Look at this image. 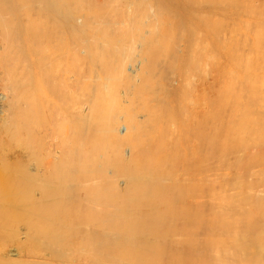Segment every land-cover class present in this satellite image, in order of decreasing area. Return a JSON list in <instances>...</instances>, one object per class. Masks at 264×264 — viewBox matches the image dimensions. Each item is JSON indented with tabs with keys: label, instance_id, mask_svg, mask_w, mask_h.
Here are the masks:
<instances>
[{
	"label": "bare ground",
	"instance_id": "bare-ground-1",
	"mask_svg": "<svg viewBox=\"0 0 264 264\" xmlns=\"http://www.w3.org/2000/svg\"><path fill=\"white\" fill-rule=\"evenodd\" d=\"M215 0H0V108H1V101H2V103H4V106H2L3 108L1 109V112H0V205H2V206H4V209L6 210V206H9L10 207V209H11V211L9 210V208H7L8 210H9V212H6L7 214L9 213L10 214V212H14V213H12V214H18V216H20L19 218H18V216H17V214L16 215H13V221H14V219L16 220V221H19L21 218H22V220L21 221H23V223L25 224V226L27 227L26 229L27 230H29L30 231V229L32 228V230H33V227H34V229H36V231L37 232H39V233H36L35 234V232L36 231H34V232H31V234L29 233V231H27V230H25L26 231V233L28 232V234L29 235H27V234H25V233H23V234H25L24 236H25V239H27V241H28V239H30L34 234V237L35 236H38V238L36 239V238H31L32 240L31 241H35V240H40L41 241V243L39 242V241H35V242H38L37 243V246L39 247L40 245H42V247H43V249H46L47 247V249H48V251L47 252H45L46 250H44L43 252H39L38 251V248H37V246H33V245H26L27 246V252H25V254H27L28 255V257L29 256H31V257H35V259H23L22 258V260L19 258V259H17L16 257V259L14 258V259H12L10 256L12 255V253L10 254V255H8V254H6L7 255V257H8V259H10V260H6V261H8V263L10 262L11 264H130V256H129V253H131V255H133L134 253V255H135V257L134 258H136V253L138 254L139 253V250L137 251L136 249H138L139 247L140 248H142V246L140 245L139 247L138 246H136L137 244H139L138 242H139V239L138 238H141V236H143V237H145V238H143V239H145V240H147V238H149V240H147L146 241V243L148 244H146V243H143V240L142 241H140V244H142V245H144V248H142V249H144V250H142L141 249V251H143V252H145V250H146V252L144 253L145 255H143V254H141V253H139L140 255H143L144 257L146 256V254H147V252H149L150 253V256H152L151 255V253L153 254V252H151V250H150V246L151 245H149L150 244V242L153 240V235H152V239H150V237L151 236H149L151 233H152V230H150V232H149V228L151 229V228H153V226H147L146 224H144V223H146V221L148 220L147 218L149 217V216H151L152 214L154 215V213L155 212H159V211H155L156 209H158V210H160V208L162 207L161 205H163V201H161V200H158V198L160 199L162 196H163V194L161 193V194H159L160 193V191L161 192H164V191H162V190H160V188H159V190H158V192H157V194L160 196V195H162L161 197H159V196H157V200L156 199H154V198H156V194H155V196H154V193H152L151 191L153 190L151 187H152V184H153V182H155L154 180V178H156V180H157V177H152V175L154 174H156V173H153L154 172V167L156 166V164L157 165H159L160 163H159V161L161 162V160L159 159L160 158V155H159V157H158V162L155 164L154 162H150V165L152 164V171L153 172H151V167L148 169L147 168V170H146V167L148 166L147 164H146V166H145V168L144 167H142L140 164H137V161L138 160H140V159H143L144 161H145V159H144V157H146V155H148V154H146L145 152H143V151H140L139 149V151L137 150V152H138V156H140L139 155V153L141 154H144L143 156H142V158L140 157H136V156H132L133 155V152H134V149H133V152H132V150H130L131 152H132V154L130 155V156H132V157H130V158H128V156H127V158L126 157H124L125 155H128V153L126 154V153H124V156H123V153L122 152H125V151H122V150H124V149H126V148H124V149H122L121 150V147L123 148V146H122V142L121 141H123L124 142V140H122V137L121 136H119V133L117 134V132H120V135H122L123 137H125V139L128 141V142H126V143H128V146H129V144L130 143H132V139H134V137L133 136H137L135 139H139L140 137H138L139 135H137L139 132L142 134V135H144V131L142 132V131H140V129L141 128H143V129H145V128H147V129H150V128H148V127H146V125H149L148 123L149 122H153V123H151V126H153L154 127V121L155 120H157L156 118V116H157V114L158 113H153L152 111V115H151V113H149L150 112V107H152L153 105H161V103H158L157 104V99H156V101H154V97H153V95H152V91H154V93L156 92L155 90H157V88H156V86L155 85H153L152 86V84H153V82H152V84H151V81L149 82V77H148V71L151 73V66H152V63H151V58L154 56H156V55H158V54H156L157 53V51H158V48L160 47H162L163 49L164 48H166V46H168L167 48H170V46H172L171 45V43H173V41H176L175 39H177V41L179 40L180 42L182 41V45L180 46V48H179V50H177V49H175V48H177L176 46H178V45H173L174 46V48H173V50H175L176 51V53L178 54H175L174 52L175 51H172L173 52V54H175L176 56H177V58L175 59L174 57H171V58H174L175 60H177V59H180V57H179V54H184V55H186V56H191V58H193L192 56H194L195 54V58H194V60L195 61H193L194 63L195 62H197L196 60H197V58H198V53H199V49H201V48H198V46L199 47H201V46H203L202 47V49H204V52H205V49L207 48V50H206V53L207 52H211V54H212V52L214 53V50H211V51H209V46H212L211 44L212 43H210L211 42V39H212V36L215 34V35H218V34H220V36H222V40L224 41L225 40V43L226 44H229V43H227L228 41V39L229 38H227V36L225 37L224 35H228L229 33H231L232 31H235V30H231V32H230V28L229 27H231V26H229V27H227V29L229 30V32H228V30L227 29H225L226 30V32H228V33H226V34H224V27L226 28V25L225 24H223V28H222V22H224V20H221V19H219V20H216V21H219L220 22V25H221V27L219 26V23H217L215 20H213L212 18H213V16H212V14H213V12H214V8H213V3L215 4V2H214ZM217 1V0H216ZM219 2H222V1H224V0H218ZM237 0H235V2H234V4H237L239 1L241 2V0H239V1H237ZM245 1V0H244ZM256 1H259V3L261 4L262 3V6L264 7V0H256ZM226 2H227V0H226ZM225 1H224V3H226ZM232 2V4L230 3V5H232V7H234L235 5L233 4V1H231ZM240 2L238 3L239 4V6L242 4V2H241V4H240ZM42 3V4H41ZM228 3H229V1H228ZM227 3V4H228ZM247 2H243V4H246ZM223 4V3H222ZM227 4H224L225 6L227 5ZM247 4H249V3H247ZM219 5H221V4H219ZM218 5V6H219ZM229 5V4H228ZM227 5V6H228ZM250 5V4H249ZM249 5H248V7H249ZM222 6V5H221ZM238 7V6H237ZM236 7V8H237ZM241 7L244 9V8H246V6L245 7H243V5H241ZM242 8H239V10H241ZM251 8V7H250ZM250 8H246L247 9V11L246 10H244L245 11V13L248 15L249 13H250V15H252L251 13H252V8L250 9ZM216 9V11L218 10L219 11V9L221 10V8H215ZM248 9H249V13H248ZM229 10V9H228ZM252 10V11H251ZM257 10V9H256ZM223 12H224V10H222ZM222 11L220 12V13H222ZM233 11V10H232ZM251 11V12H250ZM225 12H227V11H225ZM225 12L223 13V14H225ZM234 13H236L235 11H233ZM260 12V11H259ZM229 13V12H228ZM230 15V14H229ZM231 15H233V14H231ZM230 15V16H231ZM249 15V16H250ZM254 15V14H253ZM252 15V16H253ZM257 15H258V13H257ZM257 15H255V16H257ZM218 16V15H217ZM226 16V15H225ZM233 16H236V15H233ZM238 16V15H237ZM255 16H254V18H255ZM215 17H216V15H215ZM221 16H219V18H220ZM224 17V16H223ZM258 18H256V20L259 22H257V23H255V21H254V23L252 22V24H255L254 26L250 23V21L248 20V19H243L244 21H245V23L246 22H248L249 24H251V26H253L254 28V32H252V35H251V40L250 41H247V40H249L250 38V36H248V39H245V36H244V39L243 38H241V37H237V35L239 34V33H241L242 31L241 30H243V28H244V26L245 27H247L246 29L244 28V30H249V28L248 27H251L250 25H248L247 23H246V25H245V23H244V21L241 23V25H243L242 26V29L240 30L239 29V26L238 25H236V24H234L235 22H233V24L234 25H232L233 27L235 26L236 28H237V26H238V30L237 31H235V34L236 33H238L237 35H236V38H231L232 37V35L234 34H232V35H228V37L229 36H231L230 37V39H233V40H230V41H233V42H231V44L230 45H228V46H230V49H231V51L232 52H230V51H228V54L231 56L232 54H238L240 51L242 52L243 50L245 51V49H247V47H248V50H249V45H252V47H253V49H252V53H254V55L256 54V56H257V59H260V61L259 60H256L257 62H254V65L257 67V66H259V69L261 70V69H263L264 68V10L259 14V16H257ZM217 18V17H216ZM222 18V17H221ZM228 18V17H227ZM233 18V17H232ZM232 18L230 19L231 21H232ZM240 16L238 17V19L240 20ZM215 19V18H214ZM236 19H234V21H235ZM229 21V20H228ZM214 22L215 23H217V26H214ZM225 22L226 23H229V22H227V20L225 19ZM240 23V22H239ZM232 24V23H231ZM258 25V27H256L257 29H255V26H257ZM260 24L262 25L261 27H259L260 26ZM228 26V25H227ZM232 27V28H233ZM234 27V28H235ZM240 28H241V26H240ZM260 28V29H259ZM223 29V30H222ZM252 29V28H251ZM222 30V31H221ZM247 30V31H248ZM258 30V32L256 33V31ZM243 32V35H244V33H249V32ZM252 31V30H251ZM223 33V34H222ZM254 33H256L255 35H254V41L252 40V36H253V34ZM222 34V35H221ZM235 34H234V36L233 37H235ZM251 34V33H250ZM247 35H249V34H247ZM214 37H216V36H214ZM214 37H213V39H214ZM247 37V36H246ZM178 38H180V39H178ZM217 38V37H216ZM224 38V39H223ZM225 38H227V40L225 39ZM136 41V40H141L145 45H144V47L146 48H144L145 50L144 51H142L143 53H141V54H143L142 56L144 57H142V59H138L137 57L139 56V55H137V57L135 56V58H136V60H139L138 61V64L136 63V64H134V63H132L133 61H130L131 63L130 64H126V66H124V71L122 70L121 72H124L125 73V71H127V75H128V73L130 74V71L131 72H134L135 73V75L137 74V76L140 74L141 75V80L144 82V86H146L145 84H148V82H149V89L150 90H152L153 88L155 89H153L151 92L148 90V92H150V95H152V100H153V102L152 101H149L150 99H151V97L149 96V97H146V93H147V91H145V92H143V91H140V92H137L136 94L137 95H142L141 94V92L142 93H144L145 94V96H144V94L142 95L143 97H139V98H135V99H141L142 98V102L143 103H140V101L138 100L137 102L138 103H140L141 105H143V107H144V110L143 109H137V111H139V113H141V110H143V113H141V121L139 120V119H137V117H134V115H132V112L133 113H135V111H132V110H134V108L133 109H131L132 107H130V114L128 113V115L126 114V112L125 111H123V109L121 110V111H123V113H121L122 115L123 114H126L127 116H126V118H125V122H126V125H125V123H122V124H120V126H121V128H119L120 126L118 125V126H116L117 124H119V123H121V122H119L118 121V119L116 120L114 117V115H117L116 117L118 118V111L114 114V113H112V115L113 116H111L112 118L110 119L111 121H112V123H110L109 125H110V128H106V129H111L108 133H109V135L112 133L111 131H115L116 133H114L113 132V134L115 135L116 134V136H113V138L114 137H116L117 138V140H116V142H114V144H112L111 143V145H113V146H111L110 144H109V142L111 141V135L109 136L110 137V140H109V137H107L108 138V140H109V142H106L107 144H109L110 145V150L109 151H107L108 149H107V147H105V150H104V148L102 149V152H101V147L99 148V151H100V153H99V155L101 154V153H104V151H106L105 153L107 154V160L108 161H106V159H105V156L104 155H102L104 158H103V162H104V160L106 161V163L107 162H109V164L110 165H114L116 168H117V174H119V172H120V176H122L123 178H124V180H126L125 182L127 183H125L126 185H127V187L126 186H124L125 184L123 183V187L124 188H126V190H128V192H129V190L131 189V188H133V187H141L142 186V188L143 189H145V191L144 190H142V188H141V191H143V193L141 194V196L143 197L144 196V198H145V201H144V203L146 204V205H143L144 203L142 202V204L139 202L140 200H144V198H140V200H138L139 199V197H136V198H138L136 201L137 202H132L131 204H133V205H131L130 206V202L131 201H133L132 200V198L130 199V197L129 196H127V193L125 194V192H124V188L122 189V191L121 192H124V194L123 193H121V196H120V194H118V196H117V192H118V190H117V188H118V186H119V188H120V185H118L119 184V182H118V184H117V181H114V180H112L113 179V177L112 178H109L110 177V175H111V172H108L109 174H103V176H106L105 178L104 177H102L101 179H103L102 181H101V183H105L106 184V179H107V183L109 184V183H111V184H114L115 182V184L116 185H118V186H111V184H110V188H104L106 191L104 192V190L103 189H101V186L99 187H97V185H95L94 187H92V188H90V187H87V186H91L92 185V181H90L91 182V184L90 183H87L86 182V184H87V186L85 187V190L87 189V190H89V191H87V193L88 192H90L91 194H92V196L91 197H93L94 198V203L93 202H90L91 203V205L90 204H88V205H90V208H85V207H82V205H83V200H85V201H87L86 199H85V195H90V193L89 194H85L84 192H86V191H84V189H83V183H82V185L80 184V182L79 181H81L80 179H82V176L81 175H79V178H78V170H82V166H84V165H86L87 163H84V165L82 164L83 162H82V155H84L85 154V157L88 159V160H86V158H84L85 159V162L86 161H89V163H92L90 160H89V158H92L91 156H89L88 154L89 153H87L88 151H90V153L92 152V150L90 149V147L91 146H93L94 144L93 143H91V144H93V145H90L89 146V148H88V146H87V149L86 150H84V152L85 153H81L82 151V148H84L85 149V145L88 143H86L84 146H83V144L85 143V139H87L86 141H88V138H90V136H88V131L87 130H89V128L87 129V130H85L84 131V126L86 125V124H84L83 125V123H85L84 122V119H85V116H86V114H85V112H84V110L82 109L83 107H79V106H75L76 104H77V102H79V103H81L80 101H78V100H81L80 99V97H81V95H80V97H79V99L77 100V102H75L74 100H75V96L73 95L74 93H76V97H77V94H79L82 90H83V88H85L86 86H84V84H83V80H82V77H85V76H83L84 75V73L87 75L88 74V76H90V77H95L96 76V78H94V79H97V77H100L101 76V78L105 75L106 76V79H107V75L106 74H104V75H101L100 73H102V71H99L100 70V66H102L103 64H101L100 62V59H102V61H103V58H101V57H109V56H115V57H117L118 55L119 56H122V54L121 53H123V45H126V44H128L127 42H131V41ZM215 40V39H214ZM218 40V39H217ZM221 40V41H222ZM176 41V42H177ZM219 41H220V39H219ZM218 41V42H219ZM220 41V42H221ZM251 41L253 42V43H251ZM142 42H139V44H141L140 45V47H142L143 45H142ZM180 42H179V44H180ZM219 42V44H221ZM251 44H250V43ZM135 43H137L138 44V41L137 42H135ZM133 44V43H130V44H128V45H136V44ZM178 43V42H177ZM177 43H175V44H177ZM225 43H224V45H225ZM204 44H206L207 46H205ZM51 46L50 47V49L48 48V46ZM162 45V46H161ZM44 46L46 47V48H44ZM52 46H54V48H56V50H57V53H55V55L56 54H59V57H61V56H65V62H66V66L64 67V68H68L69 66H67V62L69 63L70 61H73V63H74V65L73 64H70V65H72L71 67L74 69V72H73V74H71V68L69 67V70L71 71L70 72V76H68V74H67V76H68V81L66 82V79H67V77H66V79H65V75H66V71L63 69V73H65V74H63L62 76H60L61 74L60 73H62V72H60V73H58V74H60V75H58L57 73V76H59V79H60V81H61V84H60V90H61V92L63 91V87H61V85H63L64 84V82H63V80L65 79V82L67 83V86H66V84H64V87H65V89H64V91L67 93H65L64 95H66V99L65 100H67L68 99V102L69 101H71L70 100V98L73 100V98H74V102L72 101L71 102V104H69L68 103V106H70V105H72L73 103L75 104L74 106L72 105L71 107H67L66 109L67 110H69V108L72 110V112H70L71 113V115H70V113L66 110V109H64L63 107H65L66 105H63L62 106V104L64 103V99H62L61 97V95H63V93H60V92H57L56 94L57 95H60V96H58V98L57 99H59L60 98V101H62V104H61V106L59 105V104H57L56 103V106L58 107L59 106V108L61 107L62 109H63V111H59V108H58V111L60 112L59 113V115H60V117L59 118H57V116H56V119L58 120L59 119V121H60V123H58L59 124V126H60V128H62V131H61V129L60 128H54V129H56V130H58V131H60V133L58 132V131H56V133L58 132L59 133V135H57V137L56 136H54V138L56 139V143H57V148L59 149V154L57 155V152L58 151H56V149H54L53 150V154L55 155L54 156V158L55 157H58V159H54V158H52L51 160H49L48 162L50 163V162H52V164L51 165H49L48 163H46V157L48 158L49 156H46L45 158H44V162H42V160H41V162L39 163V162H37V161H35L37 164H36V169L37 170H44L42 173H47V170H48V167H47V165H49V166H53V171L52 170H50L51 172H54L53 173V176L49 179V177H48V181L46 180L45 181V179H44V182H46V184L44 185V187L46 186V189H45V193H43V191H44V187H43V191H42V178H41V181H40V179H39V177H36V175H33V173H30L27 169H26V167L25 168H20L21 169V171H22V173H19V172H17L18 170H19V168L17 169V170H15V166L14 165H16L18 162V166L19 167H21V166H23V164L24 163H20V161L22 160V159H20L19 160V156L20 155H22V156H24V158H25V155L27 154V152H28V154L27 155H29L28 156V158L29 159H27V158H25L24 160H27V162H29L30 160V162H32L33 160L32 159H30L31 158V155L30 154H32V150H31V148H33L34 147V151H33V155H32V157L34 156V155H38L37 154V152L35 153V151H36V148L38 147V146H40L41 144H39L38 142V146L37 147H35L34 146V144H35V142L33 143V141L35 140V137L33 138L34 140L32 141V139H31V141H29L30 139H28V138H30L29 136H31V134L33 135L34 134V132L32 133V131H33V129H37L38 127H39V124L41 123H39V120L38 119H40V118H43V117H48V116H46L47 114H45V113H43V110H44V108H41V107H45V105L47 106V104H48V102H49V100H52V99H55V97L54 98H52V97H50V98H52V99H49L48 100V98L46 97V95H45V97L47 98V99H45L47 102H45V100H42L43 102H45V105L44 106H41L42 104H44V103H42L40 106H36V104H38L39 105V103L38 102H40V101H36L35 102V99H37L38 97V95H39V97L41 96V94L43 95V93H42V91L43 92H46L47 90H48V88L49 89H51L50 87H48L49 85H42V82L45 84H47V80L49 79V77H48V79H47V76H48V72L50 73L49 75H51V72H50V70H49V68L47 67V66H51L50 65V63L48 62L47 64H46V62L48 61L47 59H50L51 57H53L54 56V54L53 55H51V56H49V58H45L46 60H44V56H46L48 53L50 54V52H49V50H51V48H52ZM127 46V45H126ZM138 46V45H137ZM155 46H159L158 48H157V50L154 52V47ZM165 46V47H164ZM172 46V47H173ZM222 46V45H221ZM226 46V45H225ZM225 46H222V47H225ZM228 46H226V47H228ZM134 47V46H133ZM139 47V46H138ZM139 47V48H140ZM251 47V46H250ZM43 48V49H42ZM47 48H48V53L47 54H45L46 52H45V50L44 49H46L47 50ZM54 48H52V50L53 51H55L54 50ZM129 48L130 47H128L127 49H125V51L126 50H129ZM137 48V47H136ZM138 48V49H139ZM159 48V49H160ZM161 48V50L158 52L159 54H165L166 55V53H168L169 52V50L167 51V50H163ZM212 48H214V46H212ZM212 48H210V49H212ZM229 48V47H228ZM228 48H227V50H228ZM234 48H236V49H234ZM60 49V50H59ZM131 50H132V48H130ZM141 49V48H140ZM171 49V48H170ZM196 49V50H195ZM229 49V50H230ZM43 50V51H42ZM137 50V49H136ZM172 50V49H171ZM247 50V51H248ZM53 51H52V53H53ZM86 51V52H85ZM139 52H140V50H138ZM198 51V52H197ZM202 50H200V53H202L201 52ZM225 52H226V50H224ZM235 51H237V52H235ZM254 51V52H253ZM87 52L89 53V54H91V56L92 55H94V56H97V57H99V56H101V57H99V62H96V60H92L91 58L89 59V58H87V60L89 59V61L90 60H92V61H90L89 62V65L87 64L88 62L85 60V59H83V55L86 53L87 54ZM195 52H197V53H195ZM203 52V53H204ZM224 52V53H225ZM230 52V53H229ZM241 52H240V54L239 55H237L236 57H237V60H236V62L237 61H239L240 60V58L242 57V56H246L247 55V57H248V54L247 53H251V52H242V54L244 53V54H246V55H242L241 54ZM51 53V54H52ZM126 52H124L123 54V59H125L124 57H125V55H126V57H127V55L128 54H125ZM223 53V54H224ZM232 53V54H231ZM89 54H87V55H89ZM121 54V55H120ZM140 54V53H139ZM168 54H171V51H170V53H168ZM227 54V55H228ZM164 55V56H165ZM200 55L201 54H199V57H200ZM204 55V54H203ZM227 55H226V57H227ZM228 55V57L229 58H231L230 56ZM235 55L233 56L232 55V59H234L235 58ZM242 55V56H241ZM252 55V54H251ZM254 55H252V56H254ZM41 56H43V57H41ZM118 56V57H119ZM133 56V57H134ZM152 56V57H151ZM159 56H161V55H159ZM186 56H185V59H186ZM238 56H240V58H238ZM250 56V55H249ZM58 57V58H59ZM85 57H90V56H86L85 55ZM115 57H113V59H112V61L111 60H108V62L109 61H111L110 63H105L104 64V66H103V70L105 71V72H108V75H109V73L111 74V72L113 73V71H118V72H116V73H118L119 74V70H117L118 69V61L119 60H117V64H114L113 63V61L114 60H116L117 58H115ZM153 57V58H154ZM158 57V56H157ZM179 57V58H178ZM197 57V58H196ZM227 57V58H228ZM234 57V58H233ZM55 58V57H54ZM51 59V61H53L52 62V64H54V62H55V59ZM56 58H57V55H56ZM63 57H61L60 59H62ZM110 58V57H109ZM128 58V57H127ZM126 58V59H127ZM135 58H133L134 59V61H136L135 60ZM152 58V59H153ZM161 57H159L158 58V60L160 59ZM171 58H167V59H170V60H172L171 62H173V59H171ZM188 58H190V57H188ZM190 58V60H192ZM228 58V59H229ZM254 58H255V56H254ZM253 58V59H254ZM96 59V58H95ZM106 59V58H105ZM105 59H104V61H105ZM121 59V58H120ZM126 59H125V61H126ZM155 59H156V57H155ZM162 59H165V58H162ZM161 59V60H162ZM183 59V58H182ZM181 59V61L183 62V64H184V60H182ZM211 59V58H210ZM239 59V60H238ZM242 59H246V58H242ZM253 59H248V63H249V60H251V63L253 62L252 60ZM256 59V58H255ZM83 60H85V64L83 63ZM98 60V59H97ZM106 60V61H107ZM127 60H129V59H127ZM130 60H131V58H130ZM158 61L159 63H161V65H164L163 63L164 62H166L165 60H164V62L163 61ZM170 60H169V62H170ZM235 60H232L233 61V64H234V62H235ZM42 61H46L45 62V65L42 63ZM50 61V60H49ZM57 61H62V60H58L57 59ZM57 61H56V65H58V66H60V64H61V62H58V64H57ZM121 61V60H120ZM153 61H154V59H153ZM179 60H177V62H178ZM198 61H200L199 59H198ZM211 61V60H210ZM230 61V60H229ZM231 61V62H232ZM245 61V63L243 64V65H245V66H247L248 67V65H246V61L247 60H244ZM157 62V63H158ZM163 62V63H162ZM168 62V61H167ZM174 62H176V61H174ZM173 62V64L174 65H177V63H174ZM201 62V61H200ZM236 62H235V64H236ZM240 62H242L243 63V61H240ZM63 64H64V58H63V62H62ZM70 63H72V62H70ZM82 63H83V66L85 67V65L87 66L88 65V67H85V69H87L86 71L87 72H85V69H84V67L82 66ZM98 63H100L101 65L99 66L98 65ZM103 63V62H102ZM158 63V64H159ZM191 63H192V61H191ZM247 63V64H248ZM54 64V65H55ZM121 64H125V63H121ZM155 65H156V63H154ZM170 64V63H169ZM169 64L167 63V66H169ZM173 64H171L172 66H174ZM234 64V65H235ZM253 64V63H252ZM47 65V66H46ZM166 65V64H165ZM179 65V64H178ZM181 65V64H180ZM186 65V64H185ZM228 65V67H229V63L227 64ZM236 65H238L239 66V68L238 69H240L241 68V64H239V63H237ZM235 65V66H236ZM253 65V66H254ZM58 66H54V67H56V68H54V72H57L56 71V69H58V71H61V70H59V68H58ZM74 66H75V68H74ZM166 66V67H167ZM188 66V65H187ZM186 66V67H187ZM197 66V65H196ZM237 66V67H238ZM243 67V70H241V72L243 71L244 72V70L246 71V67ZM251 66V65H250ZM252 66V68L254 69V67ZM156 67H158V66H156ZM155 67V68H156ZM165 67V68H166ZM177 67V66H176ZM176 67H173V68H176ZM191 67V66H190ZM255 67V69L258 71L259 69L258 68H256ZM262 67V68H261ZM51 68H53V66L51 67ZM62 68V66L60 67V69ZM149 68H150V70H149ZM153 68H154V66H153ZM155 68H154V70H155ZM159 68V67H158ZM161 68H162V66H161ZM169 68V67H168ZM170 68H172V67H170ZM172 68V70H170V71H173V70H175V69H173ZM180 68H182V66L180 67ZM179 68V69H180ZM188 68V67H187ZM196 68V67H195ZM245 68V69H244ZM251 67H248V69H250ZM164 69V68H163ZM178 69V68H177ZM189 69V68H188ZM232 69V70H231ZM242 69V68H241ZM247 69V70H248ZM69 70L67 69V71H68V73H69ZM196 70H197V68H196ZM227 70H230V71H228L229 73H233L234 74V71H233V68H228ZM251 70V69H250ZM47 73H46V72ZM52 72H53V69L51 70ZM157 71H161V70H157ZM167 71V70H166ZM198 71H199V69H198ZM253 71V70H252ZM44 73V75H46V77H45V79L44 78H41L43 81H41L40 80V74L39 73H41L42 74V76H43V73ZM104 72V73H105ZM153 72V71H152ZM178 72H180V70H178ZM240 72V73H241ZM248 72V71H247ZM115 73V74H116ZM153 73H156L155 71L153 72ZM152 73V74H153ZM161 73V72H160ZM169 73V72H168ZM174 73V72H173ZM181 73V72H180ZM194 73V72H193ZM259 73H261V72H259ZM258 72L256 73V74H254V76L255 75H257V74H259ZM114 74V73H113ZM114 74V75H115ZM120 74H122V73H120ZM126 74V73H125ZM244 75L243 76H245V73H243ZM250 74V73H249ZM114 75H111V76H114ZM117 75V74H116ZM115 75V76H116ZM135 75H133V78H135ZM161 75H162V73H161ZM161 75H160V77H161ZM163 75H164V73H163ZM238 75V74H237ZM240 75V74H239ZM248 75V74H247ZM260 75V74H259ZM57 76H55V77H57ZM88 76H87V78H88ZM115 76H114V78H115ZM118 76V75H117ZM125 76V75H124ZM123 76V77H124ZM130 76H131V74H130ZM136 76V77H137ZM152 76H156V74L154 75H151V77ZM159 75H157V77H158ZM178 76V75H177ZM181 76V75H180ZM185 76V75H184ZM229 76V75H228ZM250 76V75H249ZM251 76H252V74H251ZM37 77H38V79L40 80L39 82L41 83H39V82H37L36 80H37ZM44 77V76H43ZM50 77H52V76H50ZM64 77V78H63ZM109 77V76H108ZM126 77V76H125ZM127 77H129V76H127ZM163 77V76H162ZM161 77V78H162ZM196 77V76H195ZM234 77H236L237 78V76H236V73L234 74ZM248 77V76H247ZM247 77H246V81H247ZM62 78H63V80H62ZM86 78V79H87ZM109 78H112V77H109ZM108 78V80L110 81V79ZM114 78H112L113 79V81H115L114 80ZM118 78V77H117ZM121 78H122V76H121ZM132 78V76L129 78V80ZM159 78V77H158ZM171 78V77H170ZM178 78V77H177ZM176 78V79H177ZM181 78V77H180ZM179 78V79H180ZM230 78V80H231V78H233V75L232 76H230L229 77ZM239 78V77H238ZM241 78H243V77H241ZM255 79L257 78L256 76L254 77ZM47 79V80H46ZM57 79V78H56ZM105 78H103L102 80H104ZM111 79V80H112ZM116 79V78H115ZM119 79V78H118ZM118 79H116V80H118ZM152 79V78H151ZM153 79H154V77H153ZM166 79V78H165ZM169 79V78H168ZM179 79H177V80H179ZM184 79V78H183ZM234 79V78H233ZM244 79V78H243ZM252 79V81H250ZM255 79H253V78H250V82H252L251 83V85L253 86L254 84H255ZM262 80V81H264V76H263V79H262V76L261 77H259L258 78V80ZM46 80V81H45ZM50 80H54L53 82H55V79H50ZM50 80H48L49 82H50ZM85 80V79H84ZM88 80V79H87ZM99 80V79H98ZM101 80V79H100ZM121 80V79H120ZM120 80H118V81H120ZM127 80V82L129 81L128 79H126ZM133 80V79H132ZM132 80H130V82L132 81ZM160 81V80H158V79H155V84L158 86L159 84L157 83V81ZM162 80V79H161ZM186 80H188V79H186ZM223 80H224V78H223ZM235 80V79H234ZM240 80V79H239ZM35 81L37 82V84H35ZM58 81V80H57ZM56 81V83H58ZM92 81V80H91ZM105 81V80H104ZM122 81H124L123 80V78H122ZM165 81V80H164ZM180 81H181V79H180ZM191 81V80H190ZM225 81V80H224ZM232 82H233V80H231ZM231 81H228V82H230L229 83V85H228V87L227 88H229L230 87V89H226V87H224V89L225 90H228L227 92V94L229 95V93H231L232 94V92L235 90H237L236 91V93H238L239 92V89H240V86H241V88H243L244 90H245V87H246V90H249L251 87H249L250 86V83H249V81H248V85L247 86H245V87H242L243 85H245V82L246 81H242L243 83V85H240L239 83L234 87L232 84H231ZM235 81H238V79H236ZM234 81V82H235ZM241 81V80H240ZM254 81V82H253ZM49 82H48V84H49ZM53 82H51L50 83V86H53L52 85V83ZM88 82V81H87ZM100 82V81H99ZM99 82H96V83H99ZM107 82V81H106ZM117 81H115V85L116 84H122V82L120 81V83L119 82H117ZM137 82V81H136ZM136 82H133V87H135L137 84H138V82H137V84H136ZM139 82H141L140 80H139ZM161 82V81H160ZM183 82V81H182ZM194 82V81H193ZM259 81H257V79H256V83H258ZM40 85H39V84ZM56 83H54L55 85V87L57 88V90H59L58 89V86L59 85H57ZM60 83V82H59ZM58 83V84H59ZM63 83V84H62ZM86 83V82H85ZM95 83V84H96ZM100 83H102V81L100 82ZM108 83V82H107ZM107 83H106V85H107ZM126 83V82H125ZM124 82H123V84H125ZM134 83L136 84V85H134ZM163 83V82H162ZM166 83V82H165ZM237 83V82H236ZM254 83V84H253ZM262 83V82H261ZM91 84V83H90ZM89 84V85H90ZM102 84H104L105 85V83H102ZM102 84H101V87H102ZM128 84H129V82H128ZM140 84V83H139ZM173 84V83H172ZM176 84V83H175ZM182 84V83H181ZM184 84V83H183ZM182 84V85H183ZM234 84V83H233ZM247 84V83H246ZM259 84H260V82H259ZM36 85H38L37 87H36ZM86 85H87V83H86ZM106 85H105V87H106ZM113 85H114V83H113ZM161 85V84H160ZM163 86H164V84H162ZM233 86V89L234 88H236L238 85H240V86H238L239 88H237V89H234V90H232V86ZM257 85V84H256ZM263 85H264V83H263ZM42 86L43 87H45L44 89L46 90H42L41 88H42ZM93 87H94V84L92 85ZM108 86V85H107ZM119 87H118V89L120 88V90H121V87L122 86H120V85H118ZM130 86H131V84H130ZM137 86H140V85H137ZM141 86L144 88V86L142 85V82H141ZM151 86V87H150ZM172 86V85H171ZM188 86V85H187ZM261 86V85H260ZM260 86H258V87H260ZM99 87H100V85H99ZM100 87V88H101ZM104 87V88H105ZM109 87V86H108ZM110 87H112V86H110ZM115 87V86H114ZM124 87V88H123ZM122 87V90H124L125 88H127L128 87V89L129 88H131V87H129V86H123ZM153 87V88H152ZM174 87V86H173ZM189 87V86H188ZM248 87V88H247ZM41 89L42 91H37V92H35V90H38V89ZM61 88H63V89H61ZM89 88H90V86H89ZM146 89H148V86H146L145 87ZM144 88V89H145ZM160 88V91H157L156 93L158 94V96H160L159 94H162V96H163V93L167 90H163L162 89V87L160 86L159 87ZM165 88V87H164ZM183 88H185L184 86H183ZM257 87H255L250 93H252L253 95H256V92H257V94H258V96H259V92H261L260 94H262L263 92L262 91H264V90H259V88L258 89H256ZM35 89V90H34ZM39 89V90H40ZM108 89V88H107ZM116 89V88H115ZM133 88H131L130 90H132ZM140 88H138V90H139ZM175 89H176V87H175ZM242 89V90H243ZM256 89V90H255ZM53 90H55V88L53 89ZM52 90V91H53ZM56 90V91H57ZM85 90H86V88H85ZM88 90V89H87ZM105 90V89H104ZM110 90V89H109ZM121 90V91H122ZM125 90H127V89H125ZM134 91H136L135 89H133ZM143 90V89H142ZM161 90H163L162 92H161ZM179 90V89H178ZM222 90V89H221ZM229 90H231V92H229ZM241 89H240V91H242ZM245 90V91H246ZM84 91V90H83ZM82 91V92H83ZM113 91H114V89H113ZM116 91H117V89H116ZM116 91H114V92H116ZM128 92H129V90H127ZM126 91V92H127ZM176 91H177V89H176ZM222 91H224V90H222ZM250 91V90H249ZM256 91V92H255ZM41 92V94H39ZM47 92H49V94H50V91H47ZM44 93V94H48V93ZM54 92V91H53ZM69 92H72L71 94H72V96H71V94L69 93ZM81 92V93H82ZM85 92V91H84ZM114 92H113V95H111V97L112 96H114V95H118V96H120V94H126V95H130L129 93L131 92H123L122 91V93H120V94H118L119 93V90H118V93L117 94H114ZM159 92V93H158ZM244 92V91H243ZM254 92H255V94H254ZM70 94V96L71 97H68L69 96V94ZM98 93V92H97ZM131 93H133V96L134 95H136L134 92H131ZM167 93V92H166ZM165 93V94H166ZM35 94H38L37 96L35 95ZM48 94V95H49ZM55 94V95H56ZM89 94V93H88ZM88 94H86V95H88ZM177 94H179L178 93V91H177ZM226 94V92H224V95ZM233 94L235 95V93L233 92ZM245 94L247 95V94H249V92L248 93H246L245 92ZM47 95V96H48ZM56 95V96H57ZM90 95H92L91 93H90ZM96 95V93L93 95V96H95ZM109 95V94H108ZM125 95V96H126ZM136 95V96H137ZM149 95V94H148ZM237 95V94H236ZM235 95V96H236ZM244 95V94H243ZM242 95V96H243ZM245 95V96H246ZM251 95V94H250ZM37 98H36V97ZM53 96V95H52ZM74 96V97H73ZM93 96H91L92 97V99H93ZM101 96V95H100ZM124 96V95H123ZM125 96L123 97V99L125 98ZM132 95H131V97H133ZM239 96V98L240 97H242V96H240V95H238ZM262 96V95H261ZM42 97V96H41ZM40 97V98H41ZM44 97V98H45ZM97 97H98V95H97ZM95 98L96 100H91V102L93 101V104H94V101H97L98 99H99V101H100V98H103V97H100V98ZM120 97H122V96H120ZM144 97H145V99H144ZM157 97V96H156ZM155 97V98H156ZM161 97V96H160ZM164 97H166L167 98V95H164ZM218 97V96H217ZM224 97V96H223ZM233 96H231V98H232ZM252 97V96H251ZM260 97V96H259ZM259 97H258V99L257 98H255V97H252L251 98V100H254V99H256L257 101H259ZM63 98H64V96H63ZM85 98V97H84ZM84 98H82V99H84ZM114 98H115V96H114ZM117 98V97H116ZM147 98V99H146ZM148 98H149V100H148ZM229 98H230V95H229ZM230 98V99H231ZM233 98H235V97H233ZM237 96H236V98H235V100H237V99H239ZM243 98H244V96H243ZM243 98H240V99H243ZM247 98L249 99L250 97H248L247 96ZM254 98V99H253ZM42 99V98H41ZM77 99V98H76ZM85 99H87V98H85ZM91 99V98H90ZM118 99H120V98H118ZM123 99H121V102L123 103V101L124 100H127L126 98L123 100ZM133 99V98H132ZM135 99H133V100H135ZM158 99H160L159 97H158ZM165 99V98H164ZM169 100H168V103H171V102H173L174 101V97L172 98V97H170V98H168ZM217 99V98H216ZM219 99V98H218ZM217 99V100H218ZM224 99H226L227 100V97L225 96V98ZM230 99H228V100H230ZM245 99V98H244ZM243 99V100H244ZM263 99H264V97L262 96V98H260V100H262V104L264 105V101H263ZM38 100H39V98H38ZM104 100H105V97H104ZM123 100V101H122ZM129 100H131V98H129ZM163 100V99H162ZM161 100V102H163ZM208 100V99H207ZM228 100H227V102H228ZM256 100H254L255 102H256ZM53 101V100H52ZM52 101H50V102H52ZM58 101V103H59V100H56V102ZM89 102H90V100H88ZM88 101H86V104H85V107L86 106H88L87 105V103H88ZM99 101H98V104H99ZM106 101V100H105ZM116 101V100H115ZM114 101V102H115ZM136 101V100H135ZM135 101H133V103L134 104H136L135 103ZM159 101V100H158ZM214 101V103H215V100H213ZM221 101V100H220ZM246 101L247 102H251V101H249V100H247L246 99ZM254 101H253V103L251 104L252 105V107H253V109H252V107H251V109L249 110V111H251V110H253V112L256 110V108L257 107H255L253 104H255L254 103ZM49 102V103H50ZM67 102V101H66ZM85 102V101H84ZM90 102V103H91ZM101 102V101H100ZM104 102V101H103ZM117 102V101H116ZM116 102L114 103V105H118V104H116ZM120 102V103H121ZM154 103V102H156L155 104H152V103ZM185 102V101H184ZM208 102V101H207ZM211 102H212V100H211ZM219 102V100L217 101V103ZM226 102V101H225ZM233 102H235V101H233ZM240 100H239V103H237V102H235L236 103V105L235 106H237V104H239L240 106H242L243 105V103H242V105L240 104ZM54 102H52V104H53ZM78 103V104H79ZM89 103V106L90 105H93L92 103L90 104ZM128 103H130V101L128 102ZM217 103L215 104L216 106H217ZM229 103V102H228ZM231 103H232V99L230 100V108H231ZM257 104H258V102H256ZM64 104H66V103H64ZM104 104H106V102L104 103ZM110 104V103H109ZM108 104V105H109ZM112 104H113V102H112ZM125 104H127V102H124L123 103V105L125 106ZM131 104H132V102H131ZM131 104H128V105H131ZM140 104H138L139 106H140V108H142L141 107V105ZM151 104H152V106H151ZM163 104H166V99H165V102L163 103ZM183 104V103H182ZM206 104H209V103H206ZM245 104H247V103H245ZM50 105H51V103H50ZM83 105V104H82ZM100 105V107L101 106H106V105H102V104H99ZM113 105V106H114ZM122 105V104H121ZM121 105H119V106H121ZM214 105V106H215ZM220 105H222V102H221V104ZM229 105V104H228ZM234 105V104H233ZM250 104H248V107H250L249 106ZM259 107H260V105H261V103L259 102ZM263 105H262V107H263ZM53 106V105H52ZM55 105H54V109L52 110V111H54L55 112V109L57 110V107H56ZM88 106V107H89ZM112 106V107H113ZM139 106H137L138 108H139ZM159 106H158V108H159ZM161 106H163V105H161ZM165 106V105H164ZM163 106V107H164ZM239 106V107H240ZM36 107H37V109H36ZM47 107H49V108H51L50 106H47ZM46 107V108H47ZM74 107H76L74 110L72 109V108H74ZM88 107H86V109H89ZM91 107V106H90ZM93 110L95 109V107H97L95 104L93 105ZM109 107V106H108ZM107 107V108H108ZM134 107H135V105H134ZM209 107V106H208ZM220 107V106H219ZM228 107V106H227ZM227 107H224L225 108V111H226V108ZM243 107H247L246 105H244ZM243 107H240L239 108V110H241ZM41 108L42 110L41 111H39V113H42V115L43 114H45V116L43 115V117H42V115L41 116H39V118L37 117V113H38V111H36V110H39V109ZM106 107H104V109H105ZM109 108H111V106L109 107ZM117 108H118V106H117ZM116 108V109H117ZM129 108V107H128ZM154 108H156L155 106H154ZM174 108H175V106H174V104L172 103V104H170V106H169V108H167V110L169 111V112H173L174 111ZM218 108V107H217ZM222 108V110L224 109L223 108V106L221 107ZM235 108H237V107H235ZM234 108V106H233V108H231V110L232 109H234V110H236ZM261 108V107H260ZM259 108V109H260ZM264 108V107H263ZM48 109V108H47ZM85 109V108H84ZM91 109V108H90ZM97 109H99V108H97ZM97 109H95V110H97ZM101 109H103L102 107H101ZM101 109H99V110H101ZM114 109H115V106H114ZM124 109L126 110L127 109V106H125L124 107ZM162 109V107L160 108V111H162L161 110ZM187 109V108H186ZM185 109V110H186ZM219 109V108H218ZM229 109V108H228ZM49 110V109H48ZM51 110H49L50 112H51ZM64 110H66L67 111V113L66 112H64ZM70 110V111H71ZM92 110V109H91ZM93 110H92V113H93ZM94 110V111H95ZM107 110V109H106ZM112 110V109H111ZM119 110V109H118ZM151 110H153V109H151ZM155 110H158V109H155ZM164 110H165V112H168L165 108H164ZM163 110V111H164ZM176 110V109H175ZM209 109L207 108V110H206V112H204V113H207L206 115H207V117H209L208 115H210L209 114V111H208ZM215 110H217V109H215ZM221 110V109H220ZM221 110V111H222ZM230 110V109H229ZM229 110H227L226 111V113H230L231 111H229ZM238 110V109H237ZM47 111V110H46ZM45 111V112H46ZM120 111V112H121ZM136 111V112H137ZM193 111V110H192ZM208 111V112H207ZM241 111H245V109L244 110H241ZM249 111H245V113L247 112H249ZM259 111V110H258ZM36 112V114L34 115V113ZM54 112H52L53 113V115H54ZM89 112H91V111H89ZM89 112H87L88 113V115L90 114ZM98 112V111H97ZM104 111H101V113H103ZM112 112V111H111ZM114 112V111H113ZM127 112H129V111H127ZM155 112H159V111H155ZM165 112H163L164 114L163 115H161V116H165L166 117V114L167 113H165ZM220 112V111H219ZM223 112H224V110H223ZM223 112H221V114H223ZM239 111H237L236 113H238ZM252 112V111H251ZM251 112H249V113H251ZM261 112V113H260ZM258 114H259V119H262L261 118V115L260 114H262V117H264V115H263V113H262V111H260ZM263 112H264V110H263ZM38 113V115H40ZM49 113V112H48ZM100 112H98V114H99ZM107 113H108V110H107ZM106 113V114H107ZM138 113V112H137ZM137 113H135V114H137ZM217 114H218V112H216ZM215 113V114H216ZM226 113H224V114H226ZM242 113V112H241ZM240 113V114H241ZM55 114H57V113H55ZM96 114V113H95ZM98 114H96L95 115V117H97V116H99V117H101L100 116V114L98 115ZM153 114H155L156 116H154V117H156L155 118V120H153ZM231 114H235L233 111H232V113ZM243 114V113H242ZM242 114H241V116H242ZM255 114V113H254ZM253 114V115H254ZM52 115V116H53ZM88 115H87V117H88ZM91 115V114H90ZM89 115V116H90ZM93 115V114H92ZM103 115H104V113H103ZM102 115V117L104 118V116ZM108 115V114H107ZM138 115V114H137ZM143 115V116H142ZM174 116L176 115V112H175V114H173ZM219 115H220V113H219ZM236 115H239V114H235V117H236ZM247 116L249 115V114H246ZM34 116L36 117V118H34ZM120 116V119H121V115H119ZM124 117H125V115H123ZM136 116V115H135ZM160 115H159V118L160 119H158L159 121L160 120H162L161 118H163V125H167V124H165L167 121H169V117L170 116H168V117H166L165 119H167V120H165L164 119V117H161ZM203 116H204V114H203ZM228 116H230V117H228ZM233 116V115H232ZM230 114H228L227 115V120L226 119H224V120H226L227 122H228V124H232L233 125V123H232V121H234L233 119H234V116H233V118H231L232 117ZM241 116H239L240 117V119H242L243 118V116H245V114L242 116V118H241ZM54 117H55V115H54ZM143 117V118H142ZM202 117V116H201ZM205 117V116H204ZM207 117H205V118H207ZM210 117H212L211 115H210ZM222 117V115L220 116V118ZM251 117H254V116H252V113H251V115H250V118ZM53 118V117H52ZM51 118V119H52ZM105 118H106V116H105ZM110 117H108V119H109ZM114 118V119H113ZM138 118H139V116H138ZM172 118H174V117H172ZM171 118V121H173L174 122V120ZM225 118V117H224ZM232 120H230V119ZM247 117H244V119L242 120V121H244L245 119H246ZM249 118V117H248ZM247 118V120H249ZM257 118V117H256ZM44 119V118H43ZM43 119H40V121H42ZM47 119H49V120H51L50 119V117H48ZM90 121H91V119L93 120L94 118L92 117V118H88ZM123 119V118H122ZM209 119V118H208ZM212 119V118H211ZM216 119V118H215ZM223 119V118H222ZM236 119V118H235ZM251 119H253V118H251ZM264 119V118H263ZM38 120V121H37ZM45 121H47L46 119H44ZM48 120V121H49ZM105 120V119H104ZM165 120V121H164ZM203 120H205L204 118H203ZM207 120V119H206ZM219 120V119H218ZM224 120H222L223 122H224ZM88 121V120H87ZM96 121V120H95ZM98 121V120H97ZM100 121V120H99ZM98 121V122H99ZM101 121H103V120H101ZM147 121H149L148 123H147ZM158 121V122H159ZM162 121H161V123H160V125L162 126V127H164L163 125H162ZM170 121V122H171ZM188 121V120H187ZM201 121V120H200ZM209 121H210V119H209ZM208 121V122H209ZM213 121H214V119H213ZM213 121H211V122H209V123H213ZM231 121V122H230ZM238 121H239V119H238ZM237 121V123H239ZM252 121V120H251ZM253 121H256V120H253ZM257 121H259V120H257ZM263 121V120H262ZM51 122V121H50ZM53 122V121H52ZM93 122V121H92ZM91 122V123H92ZM157 122V123H158ZM165 122V123H164ZM203 122V124H202V126H204L205 127V123L207 124V122H205V121H202ZM215 122H216V120H215ZM215 122H214V127H216V124H215ZM220 122V121H219ZM230 122V123H229ZM247 122V121H246ZM261 122V121H260ZM264 122V121H263ZM262 122V124H264ZM35 123H38V124H35ZM45 123V122H44ZM56 123V122H55ZM54 122H53V124H55ZM87 123V122H86ZM90 122H89V124L88 125H90L91 124ZM97 123V122H96ZM101 123V122H100ZM104 123H106L105 121H104ZM156 123V124H157ZM159 123H158V125H159ZM169 123V122H168ZM201 123V122H200ZM235 125H236V120H235ZM241 124H244L243 122H240ZM239 123V125H241ZM47 124V122L45 123V124H42V126L43 125H46ZM57 123H56V127H57V125H58ZM124 124V125H123ZM224 124V123H223ZM248 124L250 125L251 124V122L250 123H248L247 122V125L245 124V126L247 127L248 126ZM260 124V123H259ZM258 124V125H259ZM36 125V126H35ZM49 125V124H48ZM51 125V124H50ZM93 125H94V123H93ZM96 125H98L99 126V124H96ZM104 125V124H103ZM105 125H107V124H105ZM108 125V126H109ZM123 125V126H122ZM212 124H210V126H211ZM212 125V126H213ZM219 125V127H220V125L221 126H223L222 125V123H220V124H218ZM238 125V124H237ZM252 125V124H251ZM255 126H256V123L254 124ZM34 126H35V128H34ZM53 126V125H52ZM51 126V127H52ZM141 126V127H140ZM156 126V125H155ZM161 126L160 127H157V128H161ZM170 126V125H169ZM201 126V125H200ZM209 127L210 128V126L207 124L206 125V127ZM212 126H211V129H212V131L210 130V129H208V127H207V130L209 131V133L210 132H213V130H214V132L212 133V136L211 137H213V134H214V138L216 137V135H221V133H222V131L220 130V133H219V131H217L219 134H217V132H216V129H218V128H216V129H214V128H212ZM230 125H228V128L231 130V128L229 127ZM253 126V125H252ZM44 127V126H43ZM46 127H48V128H46L47 129V131L49 130V126H46ZM86 127H87V125H86ZM88 127H90V126H88ZM93 127V126H92ZM94 127H95V125H94ZM100 127V129L101 128H104V126H99ZM168 127V126H167ZM171 127V126H170ZM173 127H175V126H173ZM181 127V126H180ZM204 127H201V128H204ZM205 127V128H206ZM232 127V126H231ZM249 127H251V126H249ZM259 127V126H258ZM260 127H262L261 125H260ZM45 128V127H44ZM96 128H98V127H96ZM95 128V129H96ZM190 128V127H189ZM242 128V129H241ZM244 127L242 126H240V128L238 127V126H236V128L233 130V131H235V130H237L236 132L238 133V132H241L240 134L241 135H243V133H244V131L243 130H245V129H247L248 130V132H249V130H251V128L250 129H248V127L247 128H245V129H243ZM253 128H254V126H253ZM263 128V127H262ZM40 129H41V127H40ZM39 129V130H40ZM60 129V130H59ZM86 129V128H85ZM118 129H120V131L118 130ZM142 129V130H143ZM167 128H166V126H165V128H164V134H165V130H166ZM169 129V128H168ZM220 129V128H219ZM218 129V130H219ZM238 129H240V130H238ZM257 128H254V131L256 130ZM42 130V129H41ZM44 130V129H43ZM103 130V132H105V134H106V132L107 131H105L104 129H101V131ZM160 130V132L163 130H161V129H158V131ZM181 130V129H180ZM202 130V129H201ZM206 130V131H207ZM227 130V129H226ZM253 130V129H252ZM251 130V131H252ZM35 131V130H34ZM52 131V130H51ZM96 131H100V130H97L96 129ZM96 131H93V132H95L96 133ZM170 131V130H169ZM204 131V130H203ZM199 131V132H202L203 134L206 132V131ZM208 131H207V135H205L206 136V138L208 137V139H210L211 137H210V135H211V133H210V135H208L209 133H208ZM242 131H243V133H242ZM246 131V130H245ZM44 132H46V131H44ZM90 132H92V131H90ZM121 132H122V134H121ZM157 130L155 131V132H153V133H155V134H151L150 133V135H156V136H153L154 138L156 137L157 138ZM182 132V131H181ZM185 132V131H184ZM198 132V133H199ZM215 132H216V134H215ZM229 132V131H228ZM236 132H234V134L236 133ZM255 132H257V131H255ZM255 132H254V134H255ZM259 132V131H258ZM36 133H37V131H36ZM40 133V132H39ZM48 133V132H47ZM53 133V132H52ZM94 133V134H95ZM100 133V132H99ZM98 133V134H99ZM107 133V134H108ZM163 133V132H162ZM174 133V132H173ZM183 133V132H182ZM181 133V134H182ZM188 133V132H187ZM200 134V135H198V136H201V135H203V134ZM233 133V132H232ZM247 133V132H246ZM252 133V132H251ZM251 133L249 132L247 135H244V137L243 136H241L240 134L238 135L239 136V139H241L240 138V136L242 137V139L244 138V141H247V140H245V138H247V136H250L249 137V139L250 140H252L251 139ZM30 134V135H29ZM51 134V133H50ZM101 134L102 135H104L102 132H101ZM112 134V135H113ZM159 134H161V133H159ZM168 134H169V132H168ZM167 134V135H168ZM180 134V135H181ZM224 134V133H223ZM233 134V135H234ZM253 134V133H252ZM263 134H264V132H263ZM26 135H29V136H26ZM36 135V134H35ZM47 134L46 133H44V137L46 136ZM133 135V136H132ZM166 135V136H167ZM170 135V134H169ZM219 135V136H220ZM228 135H230V133L228 134ZM233 135H230V136H233ZM22 136V137H21ZM26 136V138H24V137ZM38 136V135H37ZM37 136H36V139H37ZM48 136H49V133H48ZM47 136V137H48ZM86 136H88V138L86 137ZM93 137H95L94 135H92ZM91 136V137H92ZM96 136L98 137V135L96 134ZM108 136V135H107ZM152 136H150V137H152ZM161 136H162V134H161ZM160 136V137H161ZM166 136H164V137H166ZM183 136H185V134L183 135ZM182 136V137H183ZM186 136H187V134H186ZM192 136V135H191ZM226 136H227V134H226ZM235 136H236V134L234 135V139H235ZM246 136V137H245ZM255 136H258V135H255ZM85 137V138H84ZM92 137V138H93ZM105 137V136H104ZM129 137H130V140H129ZM146 139H147V142L145 141V143L147 144L148 143V139L149 138H147V135L145 134V136H144ZM152 137V138H153ZM169 137V136H168ZM175 137H177V136H175ZM182 137H180V138H182ZM221 137V136H220ZM237 137V136H236ZM254 137V136H253ZM259 137H260V135H259ZM20 138H22V140H24L23 142H25L26 140H27V143H29V142H32L33 143V146H31V148L29 147V145L31 144H27L26 142L25 143H21L20 142V144H24V145H28L27 147H29L28 148V150L27 151H23V149H24V147H21L20 145H19V143H18V141L17 140H20ZM24 138V139H23ZM70 139V138H72L73 139V142L71 141V143L73 144V146H70L69 148H68V146H67V144H68V142H70V140L68 141V142H66V139ZM99 138H101V137H99ZM142 138V137H141ZM140 138V139H141ZM152 138H150V139H152ZM152 139L153 141L155 140V139ZM158 138H159V135H158ZM157 138V140L159 141V139ZM170 138H171V136H170ZM178 138V137H177ZM203 138V137H202ZM205 138V137H204ZM205 138V139H206ZM212 139L213 141L212 142H216V140L215 139ZM227 138V137H226ZM232 138V137H231ZM231 138H229L228 137V139L230 140ZM232 138V139H233ZM255 138V140H257V138L256 137H254ZM26 139V140H25ZM45 139H46V137H45ZM49 139V138H48ZM55 139H53V140H55ZM91 139V138H90ZM89 139V140H90ZM97 139V138H96ZM105 139H106V137H105ZM104 139V142L107 140H105ZM139 139V140H140ZM207 139V140H208ZM220 138H218L217 137V140H219ZM221 139H223V138H221ZM238 140V138L237 139H235V140H238V142L241 144V141H243V140ZM21 140V141H22ZM38 140H39V136H38ZM98 140V139H97ZM101 139H99V141H100ZM107 140V141H108ZM125 140V141H126ZM156 140V141H157ZM164 140H166L165 138H164ZM163 140V141H164ZM176 140V139H175ZM175 140H173L174 141V143L176 144V141ZM182 140V139H181ZM189 140V139H188ZM211 140V139H210ZM210 140H208L209 142H211ZM235 140H233L234 142H236L237 143V141H235ZM250 140H248V141H250ZM254 140V139H253ZM260 140V139H259ZM40 141V140H39ZM42 141H44L46 144L47 143H49L48 144V146H50V142L52 141L51 139H49V142H47L46 140H44V139H42ZM82 141H84V143L82 142ZM93 141H96L95 140V138H94V140ZM129 141H131V142H129ZM135 141V140H134ZM134 141H133V143H134ZM144 142L143 141V139L142 140H140V142ZM151 141V140H150ZM153 141H151V142H153ZM202 141H206V140H202ZM207 141V142H208ZM220 141V140H219ZM222 141V140H221ZM233 141H229V142H232L233 143ZM243 141V142H244ZM248 141H247V143H248ZM261 141V140H260ZM41 142V141H40ZM65 142L67 143V144H65ZM96 142H98V141H96ZM136 142V141H135ZM141 142V143H142ZM151 142L148 144V145H150L151 144ZM162 142V141H161ZM183 142V141H182ZM181 142V143H182ZM206 142V143H207ZM207 143V144H210V143ZM212 142H211V146H212ZM224 142V141H223ZM226 142V141H225ZM257 142H258V140H257ZM263 142V141H262ZM45 143H43L41 146H42V148H43V145L45 146ZM56 143H54L53 141H52V143H51V145H56ZM138 143V142H137ZM136 143V144H137ZM145 143H143L144 144V146H145V149L144 150H146V148L148 147V145L146 146L145 145ZM164 143V142H163ZM178 143V142H177ZM190 143V142H189ZM245 143V145L244 144H241V147H245L246 146V148H247V145H246V142H244ZM250 143H251V145H253V143H254V150L256 149L255 148V141L253 142V141H250ZM250 143H249V145H250ZM153 144V143H152ZM155 144V143H154ZM159 144V143H158ZM157 144V147L159 146ZM173 144V143H172ZM175 144H173V145H175ZM179 144V143H178ZM215 144H217V143H215ZM222 144V143H221ZM258 144H259V142H258ZM262 144V143H261ZM32 145V144H31ZM68 145H71V144H68ZM96 145H97V143H96ZM95 145V148H97V146ZM101 145V143L100 144H98V146H100ZM103 145H104V143H103ZM103 145H101L102 147H103ZM124 145H125V143H124ZM133 145H135V144H133ZM138 145V144H137ZM141 145V144H140ZM164 145V144H163ZM165 145H167V144H165ZM171 145V144H170ZM177 145V144H176ZM175 145V146H176ZM219 145V144H218ZM243 145V146H242ZM67 146V148H68V151H70V153H67L68 151H64V149H67V148H65ZM83 146V147H82ZM104 146H107V145H104ZM126 146H127V144H126ZM127 146V147H128ZM139 146V145H138ZM141 146H143V145H141ZM141 146H139V147H141ZM153 146V145H152ZM179 146H180V144H179ZM186 146V145H185ZM204 146H205V148H206V145H203L202 147L204 148ZM235 146H238L237 148H240V145H234L233 147H235ZM260 146V145H259ZM259 146H257V151H258V147ZM263 146V145H262ZM74 147V148H73ZM130 147V146H129ZM132 147H135V146H132ZM138 147V148H139ZM157 147H155L154 149H156ZM165 147V146H164ZM163 147V148H164ZM169 147H171V146H169ZM169 147H167V148H169ZM201 146H200V148H202ZM213 147V146H212ZM47 148V147H46ZM46 148H43V149H46ZM56 148V147H55ZM94 148V147H93ZM136 148V147H135ZM142 149H143V147H141ZM149 148H151L150 146H149ZM159 148H161L162 149V146H160ZM159 148H158V150H159ZM176 148H179L178 146L176 147ZM175 148V149H176ZM199 148V149H200ZM208 148V147H207ZM249 148V147H248ZM262 148H264V146L262 147ZM27 149V148H26ZM71 149H72V151H71ZM88 149H90V150H88ZM107 149V150H106ZM128 149H130V148H128ZM154 149H153V151H154ZM225 149H228V147L227 148H225ZM231 149H232V147H231ZM234 149V148H233ZM242 149V148H241ZM245 149V148H244ZM250 149H253V146H252V148H251V146H250ZM31 150V151H30ZM151 150V151H150ZM148 149V151H150V152H152V148L151 149ZM157 150V149H156ZM155 150V153L157 152ZM164 150V149H163ZM162 150V151H163ZM181 150V149H180ZM223 150H224V148H223ZM228 150H230V149H228ZM237 150V149H236ZM245 150H248V149H245ZM254 150H248V153L247 154H249V152L251 151V152H254ZM255 150V151H256ZM264 150V149H263ZM42 151V150H41ZM44 152H45V150H43ZM95 151V150H94ZM147 151V150H146ZM170 151V150H169ZM175 151V150H174ZM244 151V150H243ZM256 151V152H257ZM259 151H260V153H259ZM257 153H259L258 154V157L260 158L261 157V155H263L264 154V151H262L261 150V146H260V150H259ZM38 152H40L39 151V148H38ZM44 152H42L43 154H44ZM48 152V153H47ZM64 152H65V155H64ZM98 152V149H97V151H96V153ZM108 152V153H107ZM127 152H128V150H127ZM136 151L134 152L135 154L137 153ZM150 152H148L149 154H150ZM168 152V151H167ZM181 152H182V150H181ZM214 152V151H213ZM225 152V151H224ZM238 152V151H237ZM239 152H240V150H239ZM238 152V153H239ZM21 153V154H20ZM24 153H25V155H24ZM30 153V154H29ZM96 153H94V154H96ZM130 153V152H129ZM154 152H152L151 154H153ZM175 153H176V151H175ZM179 153V152H178ZM183 153V152H182ZM181 153V154H182ZM202 153V152H201ZM238 153H237V155L235 156V158L237 157V158H239L240 156L238 155ZM243 153V152H242ZM49 155V150L48 151H46V155ZM67 154H68V156H67ZM89 156V158L87 157V155ZM134 154V155H135ZM141 154V155H142ZM151 154L149 155V156H151ZM172 154V153H171ZM170 154V155H171ZM211 154V153H210ZM247 154H246V156H247ZM51 155H52V152H51ZM157 154H155V156H156ZM164 155V154H163ZM241 155V154H240ZM251 155H253V154H251ZM18 156V157H17ZM44 156H45V154H44ZM95 156V158L98 156H96V155H94ZM93 156V157H94ZM102 156H99V157H101L102 158ZM148 156V157H149ZM154 156V157H155ZM158 156V155H157ZM165 156V155H164ZM181 156V155H180ZM225 156V155H224ZM239 156V157H238ZM242 156H244V154H242ZM250 156V154L248 155V157ZM264 156V155H263ZM16 157L18 158V160H16ZM27 157V156H26ZM40 157V156H39ZM43 157V156H42ZM167 157V156H166ZM161 158V159H163V161L162 162H164L165 164H163V165H168L167 163H168V161H167V163L165 162L166 160H167V158ZM177 157H179V156H177ZM215 157V156H214ZM228 157V156H227ZM247 157V158H248ZM252 157V156H251ZM5 158H7V160H5ZM15 158V159H14ZM21 158V157H20ZM36 159L37 160V156L36 157H33V159ZM109 158H110V160H109ZM137 158H139L138 160H136ZM152 158H153V155H152ZM176 158V157H175ZM222 158V157H221ZM241 158H243V157H240L239 159L241 160ZM246 158V157H245ZM246 158V159H247ZM253 158V157H252ZM258 158V159H259ZM262 158V157H261ZM261 158H260V161H261ZM3 159V160H2ZM34 159V160H35ZM41 159V158H40ZM39 159V160H40ZM65 159V160H64ZM84 159H83V161H84ZM97 159V161H99V159H98V157L96 158ZM172 158H171V156H170V158H169V161H172L171 160ZM177 159L178 158H176L175 159V161H177ZM181 159V158H180ZM213 159V158H212ZM218 159V158H217ZM246 159H242V161L244 162ZM248 159H250V157L248 158ZM257 159V160H258ZM18 161V162H16V161ZM29 160V161H28ZM38 160V161H39ZM101 161H102V159H100ZM143 160L142 161H140V162H143ZM150 160H152L151 159V157H150ZM153 160H154V158H153ZM174 160V159H173ZM219 160V159H218ZM237 160V159H236ZM239 160V161H240ZM7 161V162H6ZM93 162H96V160H92ZM101 161H100V163H101ZM149 162V159L147 158V160H146V162ZM175 161H174V164H175ZM199 161V160H198ZM216 161V160H215ZM242 161H240L241 162V165H242V168L243 167H245V165H244V163L242 162ZM247 161V160H246ZM251 161V160H250ZM250 161H249V163H250ZM263 161H264V158H263ZM21 162H23V160L21 161ZM26 162V163H27ZM207 162H208V160H207ZM218 162V161H217ZM255 162H257V161H255ZM255 162H253L250 166L251 167H253V166H255ZM258 162H259V160H258ZM257 162V163H258ZM14 163H16V164H14ZM34 163V162H33ZM139 163V162H138ZM202 163V162H201ZM243 163V164H242ZM261 163H262V161H261ZM264 163V162H263ZM262 163V164H263ZM21 166H20V165ZM31 164V163H30ZM47 164V165H46ZM82 164V165H81ZM97 164L99 165V163L97 162ZM103 164H105V162L103 163ZM102 164V165H103ZM143 164H144V162H143ZM154 164H155V166H154ZM170 164V163H169ZM235 164H236V162H235ZM237 164H238V161H237ZM236 164V165H237ZM245 164H246V162H245ZM247 164H248V162H247ZM13 165V170L14 171H12V168H10V166H12ZM88 165V164H87ZM90 166H92L93 164H89ZM87 166L88 168H90V166ZM97 165V166H98ZM108 165V163L106 164V166L105 165H103L102 167H106L105 169H107V166ZM135 165V166H134ZM136 165H138V167L136 166ZM162 165V166H163ZM176 165V164H175ZM240 165V164H239ZM238 165V166H239ZM241 165L239 166L240 167V169H241ZM259 165V164H258ZM24 166H25V164H24ZM23 166V167H24ZM28 166H29V163H28ZM140 166V167H139ZM170 166V165H169ZM172 166V165H171ZM171 166L169 167V168H171ZM176 166H178V165H176ZM249 166V167H250ZM263 166H264V164H263ZM17 167V166H16ZM115 167H113L114 169H116ZM161 167V164H160V166L158 167L159 169H157V171H158V173L159 172H161L162 171V169H164V168H160ZM164 167V166H163ZM167 167V166H166ZM248 167V165H246V169H249V168H247ZM9 168H10V171H12V172H15V177H13V175H11V176H9V178H14L12 181H7V180H9V178L8 177H6V175L7 174H5L6 172H8V173H12V172H10L9 171ZM33 168V167H32ZM50 168V167H49ZM92 168H94V166H92ZM96 168H98V167H96ZM99 168H100V165H99ZM174 168H175V166H174ZM179 168V167H178ZM258 168V167H257ZM31 169V168H30ZM52 169V168H51ZM104 169V170H105ZM109 169V168H108ZM161 169V170H160ZM166 169V168H165ZM203 169H204V167H203ZM244 169V168H243ZM242 169V170H243ZM251 169V168H250ZM254 169V168H253ZM256 169V168H255ZM259 169V168H258ZM86 170H88L87 168H86ZM95 170H97V169H95ZM103 169H102V171L101 172H103L104 171ZM155 170H156V167H155ZM167 170H168V168H167ZM174 169H172V171H173ZM197 170V169H196ZM261 170V169H260ZM260 170L259 171H253V173L256 175L257 174V172H259L260 174L259 175H262L261 174V172H260ZM20 171V170H19ZM50 171H48V173L50 172ZM88 171H90V170H88ZM87 171V172H88ZM94 171V170H93ZM110 171V170H109ZM115 171V170H114ZM156 171V172H157ZM165 171V170H164ZM170 171V170H169ZM187 171V170H186ZM248 171V170H247ZM251 171V170H250ZM16 172L17 173H19L18 174V176H16L17 174H16ZM87 172H86V174H87ZM92 172V171H91ZM105 172V171H104ZM113 172V171H112ZM168 172V171H167ZM167 172H165V174L167 173ZM204 172H205V170H204ZM244 172H245V169H244ZM243 172V173H244ZM40 173V172H39ZM42 173H40V174H42ZM75 173L77 174V177L75 176ZM89 173V172H88ZM95 173V172H94ZM99 173V172H98ZM153 173V174H152ZM157 173V175L160 177V175H161V178L163 177V174L161 173H159L158 174ZM170 173V172H169ZM172 173V172H171ZM243 173H242V175L240 174V175H237L238 177H241V176H244L243 175ZM249 173V172H248ZM247 173V174H248ZM252 173V172H251ZM13 174V173H12ZM22 174V176L20 177L21 179L19 180L18 179V177H19V175H21ZM93 174V173H92ZM115 174V173H114ZM116 174V175H117ZM164 174V175H165ZM174 174V173H173ZM193 174V173H192ZM246 174V173H245ZM253 174V177L254 178H259L258 176H256L255 177V175ZM263 174H264V172H263ZM44 175V178H45V174H42V176ZM87 175H91V174H87ZM113 175V174H112ZM111 175V176H112ZM115 175V176H116ZM153 175V176H154ZM157 175H155V176H157ZM251 175V174H250ZM8 176V175H7ZM50 176V175H49ZM80 176H81V178H80ZM86 176V175H85ZM85 176H84V179H85ZM98 176V175H97ZM97 176H94L93 178H95V177H97ZM99 176H100V174H99ZM118 176V175H117ZM120 176H119V178L117 177V179H120ZM205 176V175H204ZM246 176L247 175H245L244 177V179H247L246 178ZM249 176V175H248ZM247 176V177H248ZM5 177H6V179H5ZM87 177V176H86ZM121 177V178H122ZM158 177V178H159ZM209 177V176H208ZM207 177V178H208ZM233 177V176H232ZM231 177V178H232ZM238 177H236L237 178V180H238ZM253 177H251L250 176V179H248L249 181H253V184L255 185V183H258L259 185L262 183V185H263V182H264V176L262 175V176H260L261 178H259V179H257V180H255V179H253ZM90 178V177H89ZM159 178V180L161 181L160 182V185H161V187H162V180L163 179H165V178ZM263 178V180H261ZM18 179V180H17ZM79 179V180H78ZM88 179V178H87ZM92 179V178H91ZM234 179V178H233ZM38 180L40 181V183H39V185H38ZM77 180H78V182H77ZM96 180V179H95ZM94 180V181H95ZM97 180H98V178H97ZM115 180H116V178H115ZM158 180V181H159ZM174 180V179H173ZM184 180V179H183ZM86 181V180H85ZM98 181H100V178H99V180ZM113 181V182H112ZM119 181V180H118ZM157 181V182H158ZM177 181V180H176ZM208 181H210V179L208 180ZM244 181H245V183L247 182V184H249L250 182L249 181H247V180H243V177H242V184H245L244 183ZM263 181V182H262ZM156 182V183H157ZM215 182V181H214ZM241 181H239L238 180V183L237 184H239ZM249 182V183H248ZM255 182V183H254ZM36 183H37V185H36ZM97 183V182H96ZM98 183H100V182H98ZM152 183V184H151ZM155 183V184H156ZM162 183V184H161ZM174 183V182H173ZM41 184V185H40ZM93 184H95V183H93ZM103 184H99V185H103ZM182 184V183H181ZM226 184H227V182H226ZM251 184V183H250ZM253 184L251 185V186H253ZM5 185V186H4ZM149 185L151 186L150 188L152 189L151 191H149L150 189H149ZM197 185V184H196ZM229 185H230V183H229ZM236 185V184H235ZM258 185V186H259ZM4 186V187H3ZM36 186H41V191H42V193L43 194H41L40 195V197H38V195H39V193H38V195H36V197H38L39 199H36V197H34L35 195H34V191L36 190V189H38L39 187H36ZM82 186V187H81ZM105 185H103V187H104ZM109 186V185H108ZM154 186H159V183H158V185H154ZM240 186V185H239ZM238 186V187H239ZM247 186V185H246ZM256 186V185H255ZM254 186V187H255ZM36 187V189H33V188H35ZM102 187V188H103ZM105 187H107V186H105ZM131 187V188H130ZM176 187V186H175ZM174 186L172 187V188H175ZM177 187H178V185H177ZM201 187V186H200ZM261 187V188H260ZM260 187H258V189L259 190H257V187L256 188H253L251 191H248L247 193H249L250 192V194H244V195H246V196H248V195H253V193L251 194V192L253 191V190H255V201H253L252 203H255V204H258L259 205V207L261 206L263 209L261 210V211H259L260 213H258L256 216H253V215H251V214H249L248 215V213L246 212L247 210H246V208H245V210L243 209V206H241L240 207V205H238L239 207L238 208H241V210H244L245 212H246V214L248 215H246L245 214V212L244 211H242V212H244V216H240V214H239V216H237L238 217V219L236 220V222H238V223H240V221H241V224H240V228H241V237L243 238V240L242 239H240L239 238V235L240 234H235L236 235V237L237 238H234V240L232 239L234 236H232V238H231V240H233V242H238V238L240 239V243H241V246L239 245V244H237V247L239 248V246L241 247V249H243L244 250V253L242 252V256H240L239 254H241L239 251H237V253L239 252V256L240 257H242V259H247V258H249V260H250V262H252L253 260H252V257H254V259L256 260V263H254V264H260V262H262V260L264 259L263 257H264V251H263V249H264V186H261L260 185ZM32 189L31 191L33 192V194H32V192L31 191H29V189ZM118 188V189H119ZM130 188V189H129ZM154 188V187H153ZM204 187H202L201 189H203ZM205 188H206V186H205ZM208 188V187H207ZM243 188H244V190H243ZM241 187V189L240 190H242V193L245 191L246 192V188H247V190H248V187ZM251 188V187H250ZM209 189V188H208ZM26 190V191H25ZM82 190L84 191L83 193H82ZM139 190V189H138ZM171 190H173V189H171ZM179 190V189H178ZM177 190V191H178ZM203 190H207V189H203ZM203 190H201V191H203ZM214 190V189H213ZM37 191V190H36ZM40 191V190H39ZM39 191H37V192H39ZM131 191V190H130ZM136 190H134L133 192H135ZM27 192H28V194H27ZM149 192H151L153 195H151V193H149ZM156 192V191H155ZM166 192V191H165ZM186 192V191H185ZM218 192V191H217ZM220 192V191H219ZM237 192H239V190H238V188H237ZM241 192V191H240ZM130 194L132 193V192H129ZM137 194L139 193V192H136ZM134 194L135 196H137V194ZM141 193V192H140ZM201 193H205V192H201ZM209 193V192H208ZM215 193V192H214ZM214 193H213V196H214ZM227 193H228V191H227ZM35 194H37V193H35ZM149 194L151 195V196H154V197H151V198H153L154 200L151 202V203H153V202H156V204L158 203V201H161V205L159 206L160 208H157L158 207V205H155L154 203V206L156 207H154L153 205H150L146 200V197L145 196H149ZM172 194H174V192H172ZM178 194H180V193H178ZM233 194V193H232ZM235 194V193H234ZM236 194H238L239 195V193H236ZM165 195H167V192H166V194ZM175 195L177 196V193H175ZM203 195H205V194H203ZM209 195V194H208ZM210 195H212V194H210ZM240 195L241 196H243L241 193H240ZM131 196H133V195H131ZM134 196V197H135ZM173 196V195H172ZM237 196V195H236ZM241 196H240V198H241ZM44 198V201L45 200H51V206H53L52 207V209H51V206H50V201L46 204L47 205V207L49 206L50 207V209H51V211H48L47 212V210H50V209H48V208H45V210L46 211H44V208L42 209L43 211L42 212H39L38 210H40V208H42L43 206H44V203H43V206L42 207H40L41 206V203H40V208H38V210H36V209H34V207H31L32 205H34L35 206V204H39L38 202L39 201H41L43 198ZM90 197V196H89ZM99 197H100V199L102 198L103 199V201H97L98 199H99ZM165 197V196H164ZM204 197V196H203ZM225 197V196H224ZM251 197V196H250ZM254 197V196H253ZM252 197V198H253ZM87 198V197H86ZM135 198V199H136ZM148 199H149V197H147ZM239 198V197H238ZM239 198V199H240ZM244 198H245V196H244ZM131 201H130V200ZM162 199V198H161ZM164 199V198H163ZM162 199V200H163ZM172 199H173V197H172ZM203 199V198H202ZM221 199L223 200L224 198H222L221 197ZM221 199H219L220 201H221ZM92 201V199H89V201ZM156 200V201H155ZM165 200V199H164ZM207 200H210V199H207ZM207 200H205L204 199V202H202V204L204 203L205 204V201H207ZM228 200V199H227ZM88 201V202H89ZM130 201V202H129ZM135 201V200H134ZM203 201V200H202ZM219 201V202H220ZM238 201V200H237ZM41 202H43V200L41 201ZM87 202V203H88ZM165 202V201H164ZM174 202V201H173ZM217 202V201H216ZM218 202V203H219ZM224 202V201H223ZM223 202H220V203H223ZM231 202V201H230ZM229 202V203H230ZM239 202H241V201H239ZM31 203V204H30ZM92 203H93V205H92ZM136 203V204H135ZM160 203V202H159ZM206 203H208V202H206ZM214 203V202H213ZM212 203V204H213ZM218 203H216L215 205H217L218 206ZM219 203V206L221 207V204ZM234 202H232V204H233ZM236 203V202H235ZM235 203H234V205H235ZM243 203V202H242ZM28 204V206L29 205H31V206H29V208L28 209H26V205ZM174 204V203H173ZM172 204V205H173ZM210 204H211V202H210ZM231 204V205H232ZM237 204V203H236ZM246 204V203H245ZM250 204V203H249ZM6 205V206H5ZM84 205L86 206V203L84 202ZM97 205H99V207H97ZM167 205V204H166ZM2 206H0V211H2V210H4L3 208H1ZM38 206V205H37ZM129 206H130V208H129ZM201 206H206V204L205 205H201ZM213 206V205H212ZM218 206V207H219ZM248 206V205H247ZM251 206H253L254 208H256L257 206H255L254 204L252 205H250V209H251ZM72 207H74V208H72ZM81 207L82 208H84L83 210H85L86 209V211L84 212V213H82V209H81ZM166 207V206H165ZM194 207V206H193ZM219 207V208H220ZM236 207V206H235ZM249 207V206H248ZM258 207V208H259ZM32 209V211H29V215L27 214L28 213V210H31ZM58 208V209H57ZM99 208V209H98ZM209 208V207H208ZM230 208V207H229ZM253 208V209H254ZM129 209H130V211H129ZM175 209H176V207H175ZM205 208L203 207V210H204ZM216 210V208H213V210ZM236 209V211L238 210L237 208H235ZM235 209H233V210H235ZM253 209H251V211L253 210ZM35 210V211H34ZM133 210V212H135L134 210H136V211H138L141 215H138L139 213H136L137 214V217H136V214H135V218H136V220H137V222H138V220H140L139 218H143L145 221H143L142 219V221H141V223L143 224H141L140 223V225L138 224H136L135 223V218L134 217H132V215H130V217L133 219L132 221H134V223H133V225H132V223H130V222H132L131 221V218L129 217V214H133L131 211ZM162 210V209H161ZM171 210V209H170ZM183 210V209H182ZM206 210V209H205ZM209 210V209H208ZM213 210H210V211H213ZM221 210V209H220ZM165 211V210H164ZM173 211V210H172ZM185 211V210H184ZM250 211V210H249ZM254 211V210H253ZM263 211V212H262ZM4 212V211H3ZM3 212H1L2 214H0V215H2V216H6V219L8 220V215H6V213H5V215H3L4 213ZM52 212L54 213V212H56V215H57V213H58V218L57 219H59V218H61V220H62V222H60L59 221V223L58 224H61L62 225V227L63 228H66V230L67 231H65L64 229H63V232L61 231L62 229L60 228L61 227V225H58V227H57V223L54 225V221H55V219L53 220H51V218H49V216L52 214ZM64 213L65 214V216L66 215H68L69 216V220L67 219V217H66V219H65V216H64V214H63V217H60L59 216V214L60 213ZM178 212V211H177ZM215 212V211H214ZM213 212V213H214ZM160 213V212H159ZM165 213V212H164ZM184 213V212H183ZM192 213H193V211H192ZM251 213H254V212H251ZM12 214H10V215H12ZM43 214H46L45 216H48V214H50L49 216H48V220L50 219L52 222H50V221H48L47 220V218H45V216L44 217H42L43 216ZM162 214H163V210H162ZM162 214H161V218H162ZM168 214V213H167ZM174 214V213H173ZM196 214V213H195ZM201 214V213H200ZM211 214V213H210ZM34 215H35V217H34ZM40 215H42L41 217H42V220H41V217H39ZM73 216V217H75L76 218V222H75V220H74V224H72L73 223V220H72V218H70V216ZM134 215V214H133ZM146 216L145 218H144V216ZM152 215V218L154 219V217L156 218L157 216H153ZM166 215V214H165ZM169 215V214H168ZM193 215V214H192ZM1 216V217H2ZM17 216V217H16ZM25 218H24V217ZM27 216V217H26ZM34 218H33V217ZM71 216V217H72ZM139 216V217H138ZM141 216H143V217H141ZM172 215H170V217H171ZM190 216V215H189ZM194 216V215H193ZM214 216H216V215H214ZM214 216L212 217L213 219H214ZM37 217V220H35L36 221V225H38L37 223V221H39V223L41 224H39L38 226H36V225H32V224H35V222H34V219ZM38 217H39V219H38ZM54 218L56 217L55 216V213H54V216H53ZM159 218H160V216H158ZM201 217V216H200ZM203 217V216H202ZM210 217V216H209ZM208 217V218H209ZM231 217V216H230ZM17 218H18V220H17ZM32 218H33V221H32ZM43 218H45V219H43ZM130 218V219H129ZM138 218V219H137ZM151 218V217H150ZM159 218H156L157 220H158V222H160L159 221ZM160 218V219H161ZM167 218H168V216H167ZM167 218H165V219H167ZM174 218V217H173ZM197 218V217H196ZM211 218V217H210ZM220 219H224L225 220V218L226 217H219ZM10 219V217H9V220H8V222L11 220ZM27 219V220H26ZM156 219H154V220H156ZM216 220L218 219V216L215 218ZM7 220H6V222H7ZM12 220L10 221V223H6V225H5V229L6 228H8L6 231H5V229H2V230H4V232H6V233H8V234H6V235H10V229L12 228L11 226L12 225H10V224H12L11 222H12ZM27 221V223H26V221ZM40 220L42 221V223H43V226H42V223L40 222ZM150 220H152V219H150ZM169 220V219H168ZM171 220V219H170ZM181 220H183V219H181ZM224 220L223 221H221V222H223V223H221V224H219V226H220V228H219V226H217L218 228V230H222V234H223V230H225V224H224ZM227 220H229V219H227ZM226 220V221H227ZM233 220V219H232ZM235 220V219H234ZM239 220V221H238ZM46 221V222H48V223H51V224H53V225H51V224H48V223H46V224H48L47 226H48V231L45 229V227H44V222ZM67 221V222H66ZM153 221V220H152ZM163 221V220H162ZM217 221H219V220H217ZM231 221V220H230ZM33 222V223H32ZM55 222H57V220L55 221ZM66 222V223H65ZM155 222V221H154ZM154 222H152L151 223V221L150 222H148L147 224L149 225L150 223L153 225V223ZM5 223H3V224H5ZM15 223V222H14ZM32 223V224H31ZM156 223H157V221H156ZM156 223H154V225H159V223L158 224H156ZM171 223V222H170ZM206 223V222H205ZM220 223V222H219ZM229 223V222H228ZM2 224V223H1ZM46 224H45V226H46ZM130 224V225H129ZM213 224H216V222H214ZM218 224V223H217ZM223 224H224V226H223ZM236 224V223H235ZM11 227V228H9V226ZM231 225V224H230ZM49 226H51L52 227V229H51V227H49ZM53 226H55V227H53ZM170 226V225H169ZM174 226V225H173ZM182 226V225H181ZM203 226V225H202ZM228 226V225H227ZM234 226V225H233ZM24 227V226H23ZM22 227V228H23ZM149 227V228H148ZM179 227V226H178ZM232 227V226H231ZM47 228V227H46ZM165 228H166V226H165ZM201 228V227H200ZM204 228V227H203ZM216 228V227H215ZM13 229V228H12ZM61 229V230H60ZM154 229H155V231H156V229H158V226L155 228H153V233L155 232L154 231ZM173 229V228H172ZM180 229V228H179ZM238 229V228H237ZM236 229V230H237ZM16 230H18V229H16ZM20 230V229H19ZM43 230V231H42ZM44 230H46V231H44ZM71 230H73L72 231V233L70 232ZM146 230H148V233H149V235H147V236H145V233L144 234H140L139 232H141L142 233V231H146ZM183 230V229H182ZM227 230V229H226ZM12 231V230H11ZM15 230L13 229V233H15L14 232ZM23 231V230H22ZM50 231V232H49ZM61 231V232H60ZM202 231V230H201ZM207 231V230H206ZM233 231H234V229H233ZM239 231V230H238ZM3 232V233H4ZM43 232H45V233H43ZM47 232V233H46ZM67 232H69V233H67ZM158 232V231H157ZM171 232V231H170ZM227 232V231H226ZM12 233V234H13ZM34 233V234H33ZM63 233L65 234V233H67V234H65L64 236H63ZM172 233V232H171ZM200 233H202V232H200ZM204 233V232H203ZM232 234H233V232H231ZM234 233H235V231H234ZM236 233H237V231H236ZM240 233V232H239ZM20 234V233H19ZM33 234V235H32ZM156 234V233H155ZM179 234V233H178ZM220 234H221V232H220ZM231 234V235H232ZM14 235V234H13ZM12 235V236H13ZM27 235V236H26ZM32 235V236H31ZM74 235H77V237H78V239H79V241H77V240H75V242L73 241V242H70L69 241V237H71V236H74ZM140 235V237H138ZM158 235L159 234H156L155 236L156 237H158ZM214 235V234H213ZM216 235V234H215ZM11 236V235H10ZM14 236H18V231L15 233V235ZM42 238H41V237ZM154 236V237H155ZM167 236V235H166ZM212 236V235H211ZM222 236H224V235H222ZM221 236V237H222ZM27 237V238H26ZM29 237V238H28ZM63 237V238H62ZM147 237V238H146ZM159 237H161V236H159ZM170 237V236H169ZM215 237V236H214ZM220 237V236H219ZM224 237H227V238H225L224 240H226V239H229V237H228V235L227 236H224ZM10 238V237H9ZM73 239H75V236L74 237H72ZM176 238V237H175ZM208 238V237H207ZM20 239V238H19ZM33 239H35V240H33ZM135 240H137V241H135ZM176 240V239H175ZM174 240V241H175ZM205 240V239H204ZM203 240V241H204ZM223 239H221V241H222ZM19 241H21V240H19ZM18 241V243H22V242H24V240L23 241H21V242H19ZM77 241V242H76ZM154 241V240H153ZM220 241V240H219ZM229 241V240H228ZM227 241V242H228ZM26 242V241H25ZM135 242V243H134ZM145 242V241H144ZM226 242V243H227ZM232 242V241H231ZM230 241H229V243H231ZM11 243V242H10ZM34 243V242H33ZM130 243H133V245L135 246V247H138V248H133L131 245L132 244H130ZM153 243V242H152ZM189 243V242H188ZM226 243H224L223 245H224V247H225V244ZM0 244H2V241L0 242ZM27 244V243H26ZM136 244V245H135ZM220 244V243H219ZM235 244V243H234ZM44 245V246H43ZM147 245V246H146ZM154 245H156V244H154ZM153 244H152V246H154ZM215 245V244H214ZM227 245H228V243H227ZM226 245V247H228ZM10 246V245H9ZM134 249V252L133 251H129V249L131 248V247ZM152 246H151V248H152ZM220 246V245H219ZM235 246V245H234ZM234 246H233V248H234ZM2 247H3V244H2ZM18 249L20 250H18L20 253H22L23 252V250L21 249L22 247L25 249V247L23 246V245H20V244H18ZM41 247V246H40ZM45 247V248H44ZM76 247V248H75ZM130 247V248H129ZM13 248V247H12ZM149 248V249H148ZM165 248V247H164ZM233 248H232V250H233ZM236 248V247H235ZM154 249V248H153ZM227 249H228V251H227ZM237 249V248H236ZM1 250V249H0ZM132 250V249H131ZM149 250V251H148ZM235 250V249H234ZM233 250V251H234ZM240 250V249H239ZM5 251V250H4ZM17 251V252H18ZM137 251V252H136ZM153 251H155V250H153ZM167 251H168V248H167ZM174 251V250H173ZM210 251V250H209ZM224 251H225V253H224ZM224 251H223V253L221 252V250H220V252L222 253V254H224V256H225V258H224V256L222 255H220V253H219V255L218 256H221V258L222 259H220L216 254H214L212 251V253H210L209 252V254H207V256L208 255H210L211 254V258L208 256H206L208 259H210V262H209V264H214V263H216V264H231L232 262H231V260H234L236 257V254L233 252V251H229V247L228 248H224ZM241 251V250H240ZM156 252V251H155ZM228 252V253H227ZM167 253V252H166ZM148 255V254H147ZM230 255H233V256H231V258H230ZM1 256H2V254H1ZM138 256V258L137 259H141V258H139V257H141V256H139V255H137ZM3 257H5V256H3ZM10 257V258H9ZM235 257V258H234ZM1 258V257H0ZM6 258V257H5ZM146 259H141V260H146V261H148V258H149V255H148V257L146 256L145 257ZM231 260H230V259ZM234 258V259H233ZM136 259V260H137ZM164 259V261H165V258H163ZM167 259L169 260V258L167 257ZM262 259V260H261ZM135 260V261H136ZM141 260H139L138 262H140ZM176 260V259H175ZM215 260V261H214ZM261 260V261H260ZM3 261H5V259L4 260H1V263L3 262ZM163 261V262H164ZM167 261V260H166ZM182 261V260H181ZM208 261V260H207ZM212 261H214V262H212ZM137 262V261H136ZM134 263V264H139V263ZM168 262V261H167ZM166 262V263H167ZM170 262V261H169ZM172 262H173V260H172ZM5 264H6V262H4ZM3 263V264H4ZM9 263V264H10ZM141 263V262H140ZM144 263V261L141 263V264H143ZM177 263V262H176ZM165 264V263H164ZM169 264V263H168ZM193 264V263H192ZM233 264H235V262H233ZM261 264H264V260H263V263H261Z\"/></svg>",
	"mask_w": 264,
	"mask_h": 264
},
{
	"label": "rangeland",
	"instance_id": "rangeland-1",
	"mask_svg": "<svg viewBox=\"0 0 264 264\" xmlns=\"http://www.w3.org/2000/svg\"><path fill=\"white\" fill-rule=\"evenodd\" d=\"M225 2H226V0H224ZM224 1H222V2H219L218 0L216 1H214L215 2V4L213 3V10H214V12H213V14H212V16H213V20H219V19H221V20H224V22H222V28L224 27L223 26V24H225L226 25V28L224 27L223 29H224V34H226V33H228L229 32V30H230V32H231V30H235V31H237L238 30V26H239V29L241 30L242 29V26L243 25H241V23L245 20V19H248L249 21H250V23L252 24V22L254 23V21H255V23H257L258 21L256 20V18H258L257 16H259V14L264 10V7L262 6V3L260 4L259 3V1H256V0H241V2H242V4H241V2L239 1V0H237V1H239L240 2V4L241 5H243V7H245L246 6V8H252V15H250V13H249V9H248V15L245 13V11L244 10H246L247 11V9L246 8H242L241 7V5L239 6V2L237 3V4H234V2H235V0H227V2L226 3H224ZM228 1H229V3H228ZM231 1H233V4L235 5L234 7H232V5H230V3L232 4V2ZM236 1V2H237ZM243 2L245 3V2H247V3H249V4H243ZM223 3V4H222ZM229 5H228V4ZM42 4V3H41ZM219 4H221V5H219ZM224 4H227L226 6L224 5ZM219 5V6H218ZM248 5H249V7H248ZM238 6V7H237ZM237 7V8H236ZM215 8H221V10L219 9V11L221 12L222 10H224V12L225 11H227V12H225V14H223L224 12L222 11V13H220L218 10L216 11V9ZM239 8H242L241 10H239ZM250 8V9H251ZM229 9V10H228ZM257 9V10H256ZM235 11L236 13H234L233 11ZM250 11V12H251ZM260 11V12H259ZM229 12V13H228ZM257 13H258V15H257ZM231 14H233V15H236V16H233V15H230ZM215 15H216V17H215ZM218 15V16H217ZM226 15V16H225ZM238 15V16H237ZM250 15V16H249ZM255 15H257V16H255ZM219 16H221L220 18H219ZM224 16V17H223ZM241 17L240 18V20L238 19V17ZM254 16H255V18H254ZM228 17V18H227ZM233 17V18H232ZM215 18V19H214ZM232 18V21L230 20ZM225 19L227 20V22H229V23H226L225 22ZM234 19H236L235 21H234ZM244 19V20H243ZM229 20V21H228ZM254 20V21H253ZM220 21V20H219ZM219 21H216L217 23H219V26L221 27V25H220V22ZM233 22H235L234 24H236V25H238L237 26V28L235 27H233L232 25H234L233 24ZM240 22V23H239ZM217 23H215L214 22V26H217ZM232 23V24H231ZM244 23H245V21H244ZM248 25H250L251 26V24H249L248 22H246ZM246 23H245V25H246ZM259 23V22H258ZM257 23V24H258ZM256 24V25H257ZM228 25V26H227ZM253 26L255 25V24H252ZM229 26H231V27H229ZM240 26H241V28H240ZM253 26H251V27H248L249 28V30L247 31V30H244V28L246 29L247 27H245L244 26V28H243V30H241L242 32L241 33H236L235 34V31H232L231 33H229L230 35H232L233 33L235 34V37H233L234 36V34L232 35V37L231 36H229L228 37V35L226 34V35H224L225 37L227 36V38H229L230 39V37L231 38H236V35H237V37L239 36V37H241V38H243L244 39V36H245V39H248V36H250L249 38V40H247V41H250L251 40V35H252V32H254V27ZM262 25L260 24V26L259 27H261ZM227 27H229L230 29L228 30L227 29ZM233 27V28H232ZM256 27H258V25L257 26H255V29H257ZM252 28V29H251ZM222 29V30H223ZM225 29H227L228 30V32H226V30ZM260 29V28H259ZM221 30V31H222ZM252 30V31H251ZM249 32V33H244V35H243V32ZM226 32V33H225ZM258 32V30L256 31V33ZM251 33V34H250ZM256 33H254L253 34V36H252V40L254 39L253 37H254V35L256 34ZM223 34V33H222ZM221 34V35H222ZM247 34H249V35H247ZM214 36H216V37H214ZM223 36V35H222ZM222 36H220V34H218V35H213L212 36V39H211V42L210 43H212L211 45L212 46H214V48H212V46H209L210 48H212V49H210L206 44H204L205 46H207L208 48H209V51H211V50H214V53L212 52V54H211V52H207L206 53V50H207V48L205 49V52H204V49H202V47L203 46H201V47H199L198 46V48H201V49H199V53L197 54L198 55V58H197V62H193V61H195L194 60V58H195V55L194 56H192L193 58H191V56H186V55H184V54H179V57H180V59H177V60H179L178 62H177V60H175L176 58H177V56L175 55V54H177L176 53V51L175 50H173V48H174V46L175 45H178V46H176L177 48H175V49H177V50H179V48H180V46L182 45V41L180 42L179 40L177 41V39H175L176 41H173V43H171V45L173 46H170V48L172 49H170V48H167L168 46H166V48H162L163 50H169V52L168 53H170V51H171V54H168V53H166V55L165 54H159L158 52L161 50V48L159 47V46H155L154 47V52L157 50V48H158V51H157V53L156 54H158V55H156L155 57H156V59H155V57L153 58L152 56V58L154 59V61H153V59L151 58V63H152V66H151V70H150V68H149V70L151 71V73L148 71V77H149V82L151 81V84H152V82H153V84H152V86L153 85H155L156 86V88H157V90H155L153 87V89L157 92V91H160V86L162 87V89L164 90H166L164 93H163V96H162V94H159L160 96H158V94L155 92L154 93V91H152V90H150L149 89V82H148V84H145L146 86H148V89H146L145 87L146 86H144V82L141 80V75L139 74L138 76H137V74L135 75V73L134 72H131L130 71V74H131V76H132V78L130 79V80H132L131 82H130V80H129V78L131 77L130 76V74L128 73V75H127V71H125V73L124 72H121L122 70L124 71V66H126V64H130L131 62L130 61H133L132 63H134V64H138V61L140 60V59H142V55L143 54H141V53H143L142 51H144L146 48L144 47V43L140 40H134V41H131L130 43H135V42H137L138 41V44L137 43H135L136 45H128V44H130L129 42H127L128 44H126V45H123V53L124 52H126L125 54H128L127 55V57H126V55H125V59L127 58V59H129V60H127L126 59V61H125V59H123V53H121L122 54V56H117V57H115V56H109V57H101V56H99V57H101V58H103V61H102V59H100V63L101 64H103L102 66H100L101 64L100 63H98V65L100 66L99 68H100V70L99 71H102V73H100L101 75H104V74H106L107 75V79H106V76L104 75L102 78H101V76L100 77H97V79H94V78H96V76L95 77H90V76H88V74L86 75L85 73H84V75L83 76H85V77H82V80L84 81L83 82V84H84V86H86L85 88H86V90H85V88H83V90L85 91H81L79 94H77V97H76V93H74L73 95L75 96V100H74V98H73V100L75 101V102H77V100L79 99V97H80V95H81V97H80V99L81 100H78V101H82L81 103H79V102H77V104L75 105L74 103V101L70 98V100L71 101H69L68 102V99L67 100H65L66 98V95H64L66 92L64 91V89H65V87H64V84H66V86H67V81H68V76H70L71 74H73V72H74V69L71 67L72 65H70V64H73L74 65V63H73V61H70V62H72V63H68L67 62V66H69L71 69V71L69 70V67L68 68H64L65 66H66V62H65V56H61V57H63L64 58V64L62 63L63 62V58L62 59H60L61 57H59V54H56L57 55V58H56V55H55V53H57V50H56V48H54V46H52V48H54V50L55 51H53L52 50V48H51V50H49V52H50V54L48 53V48L50 49V47L51 46H48V48H47V50L46 49H44L45 50V54H47L46 56H44V60H46L45 58H49V56H51V55H53L54 54V56L53 57H51L50 59H47L48 61L46 62V64L49 62L50 63V65L51 66H47L48 68H49V70L51 69H53V72L50 70V72H51V75H49L50 73L48 72H46L47 74H48V76H47V79H48V77H49V79L48 80H50V79H55V82H53L52 80H50V82L47 80H45L46 82H47V84L45 83H43L42 82V85H49L48 87H50L51 89H49L48 88V90L45 88V87H43L42 86V90H47V91H50V94H49V92H47L46 90V92L49 94H44V93H46V92H43L40 88V90L38 89V90H35V92H39V91H42V93H43V95L41 94V92L39 93V94H41V98L39 97V95L38 94H35L38 98H39V100H38V98L37 99H35V102L36 101H40V102H38L39 103V105L38 104H36V106L38 107V106H40L42 103H44V104H42L41 106H44L45 105V102H47L45 99H47L48 98V100L49 99H52V98H54L55 97V99H52V100H49V102L50 101H52V102H54L53 104H52V102H50L51 103V105H50V103L48 102V104H47V106H50L51 108H49V107H47L46 105H45V107H41V108H44V110H43V113H45V114H47L46 116H48V117H50V119L51 120H49V119H47L46 117H43V115L45 116V114H43L42 115V113H39V111H41L42 109L40 108H38L39 110H36V111H38V113L40 114V115H38V113H37V117L39 118V116H41L42 115V117L44 118V119H46L47 121H45L43 118H40V119H43L42 121H40V119H38L39 120V127L37 128V129H33V131H32V133L34 132V134L32 135L31 134V136H29V135H26V136H29L30 138H28V139H30L29 141H31V139H32V141L34 140L33 138L35 137V140L33 141V143L35 142V144H34V146L35 147H37L39 144H41L42 142L43 143H45L44 141H42V139H44V140H46L47 142H49V139H51L54 143H56L55 141H56V137H57V135H59V133H60V131H58V130H56L57 128H60V126H59V124L58 123H60V121H59V119L57 120L56 119V116L58 115L59 117H60V115H59V111L62 109L61 107L63 106V105H66L65 107H63L64 109H66L67 107H71L72 105L74 106H79V107H83L82 109L84 110V112H85V114H86V116H85V119H84V122L85 123H83V125L84 124H86L87 125V127H86V125L83 127L84 128V131L85 130H87L88 128H89V130H87L88 131V136H90V138H88V136H86L87 138H88V141H86L87 139H85L84 141H85V143H84V141H82L84 144H83V146L85 147V149L84 148H82V154L83 153H85L84 152V150H86L87 149V146H88V148H89V146L90 145H93V146H91L90 147V149L92 150V152L90 153V151H88L87 153H89L88 155L89 156H91L92 158H89V156L87 155V157L89 158V160L92 162V163H89V161H86L85 162V159L84 158H86L85 157V154L84 155H82L83 157H82V164L84 165V163H87L88 165L89 164H93L92 166H94V168H92V166H90V168H88L87 166V164L86 165H84V166H82L81 168H82V170H78L79 172V174H78V178H79V175H81L82 176V179H80L81 181H79L80 182V184L82 185V183H83V189H84V191H86V192H84L83 190H82V193L84 192L85 194H89L90 192H88L87 193V191H89V190H85V187L87 186V184H86V182L87 183H90L91 184V182L90 181H92V185L90 186H87V187H90V188H92V187H94L95 185H97V187L99 186H101V189H103L104 190V192L107 190L106 188H110V184L111 183H107V179H106V184L104 183H101V181L106 177V176H103V174L105 173L106 175L107 174H109L108 172H111V175H110V177L109 178H112L113 177V179L112 180H114V181H117V184H118V182H119V184L118 185H120V188H119V186L118 185H116L115 183V185L114 184H111V186H118V188H117V190H118V192H117V196H118V194H120V196H121V193H123L124 194V192H125V194L127 193V196H129L130 197V199L132 198V200L133 201H131L130 199V206L131 205H133V204H131L132 202H137L138 200H140V198H144V196L142 197L141 196V194L143 193V191H141V188H142V186L140 187H133V188H129L130 190H129V192H132L131 194L128 192V190H126V188H124L122 185H123V183L125 184L126 182V180H124V178L122 177V176H120L121 174H120V172H119V174H117V168L113 165H110L109 164V162H107L108 163V167H107V169H105L106 167V161H108L107 159V154L105 153L106 151H104V153H101L100 155H99V153H100V151H99V148L101 147V152H102V149L104 148V150H105V147H107V151H109L110 149V145H111V143L112 144H114V142H116V140H117V138L116 137H114L113 138V136H116V134L114 135L113 134V132L114 133H116L114 130L113 131H111L112 133L109 135V131L111 130V129H106V128H110V123H112V121L110 120L112 117L111 116H113L112 115V113H116L117 111V113H118V118L116 117L117 115H114L115 117V119L117 120L118 119V121L119 122H121V123H119V124H117L116 126H120V124H122V123H125V125H126V122L124 121L125 120V118H126V116L128 115V113L130 114V107H132L131 109H133L134 108V110H132V111H135V113H137V114H135V113H133L132 112V115H134V117H137V119H139L140 121H141V113H143V110H144V107H143V105H141L140 103H143L142 102V98L141 99H135L136 97L137 98H139L140 96L141 97H143L142 95L144 94V93H142L141 92V94L142 95H137L138 93L137 92H140V91H143V92H145V91H147V93H146V97H151V99L149 100V98H148V100L149 101H152L153 102V100H152V98L154 99V101H156V99H157V104L158 103H161V105H165L164 107L163 106H159V108H158V106L157 105H153L152 106V104H155L156 102H154V103H152L151 104V106L152 107H150V112L149 113H151V115H152V112L153 113H158L157 114V116L155 115V114H153V120H155V118L157 119V120H155L154 121V127L153 126H151V123H153L152 121L151 122H149V121H147V123L149 124V125H146V127H148V128H150V129H147V128H145V129H143V128H141L140 129V131H144L143 133H144V135H142L140 132L137 134V135H139L138 137H142L140 140H142L143 139V141L146 139L144 136H145V134L147 135V138H149L148 140V143L146 144L145 143V141L147 142V139L144 141V142H140V140L139 139H135L137 136H133L134 137V139H132V143H130L129 144V146H128V143H126V142H128L126 139H125V137H123L122 135V132H121V134L122 135H120V132H117V134L119 133V136H121L122 137V140H124V142L123 141H121L122 143V146H123V148L121 147V150L122 149H124V148H126V149H124V150H122V151H125V152H122L123 153V156H124V153H128V155H125L124 157H126L127 158V156H128V158H130V157H132V156H138L137 154H138V152H137V150L139 149L140 151H143V152H145L146 154H148V155H146V157H144L145 155L144 154H140L139 153V155L140 156H138L139 158L141 157L142 158V156L144 157V159H145V161L143 160V159H140V160H138L139 158H137L136 160H138L137 161V164H140L142 167H144L145 168V166H146V164L148 165L147 167H146V170H147V168L149 169L150 167V169H151V172H153L152 171V164L150 165V162L152 161V162H158V157H159V155H160V160H161V162L159 161V163L161 164V167L162 168H164V169H162L161 167V169H162V171L161 172H159L160 174L162 173L163 174V177L162 178H165V179H163L162 180V187H161V185H160V180H159V178H161V175H160V177L157 175V173H158V171H157V169H159L158 167L160 166V164L159 165H157L156 163V166H155V164H154V166L156 167V170H155V167H154V172L153 173H156L155 175H157V176H155L153 173V175H152V177H157V180H156V178H154L155 180V182H153V184H152V187L149 185V191H151L152 189V193H154V196H155V194H156V198H154V199H156L157 200V196H159L158 194H157V192H158V190H159V188H160V190H162V191H164V192H161L160 191V193L159 194H163V196L162 195H160L159 197H161L160 199L158 198V200H161V201H163L162 203H163V205H161V201H158V203L156 204V202H153L155 205H158V207L157 208H160L159 206L161 205L162 207L160 208V210H158V209H156L155 211H159V212H155L154 213V215L153 216H157L156 218H159L158 216H160V218H161V214H162V210H163V214H162V218L160 219L159 218V221L160 222H158V220L154 217V219H156V220H154L153 218H152V215L151 216H149L147 219V221H146V223H144V224H146L147 226H153V228L155 227H157L158 226V229H156V231H155V229H154V233H153V228H149V232H150V230H152V233L149 235V233H148V230H146L145 232L144 231H142V233L141 232H139L140 234H144L145 233V236H147V235H149V236H151L150 237V239H152V235H153V240L150 242V244L149 245H151L152 246V244L154 245V244H156V245H154V246H152V248H151V246H150V250H151V252H153V254L151 253V255L152 256H150V253L149 252H147V254L149 255V258H148V261H146V260H141V259H146L145 257L147 256L148 257V255L146 254V256L144 257L143 255H145L144 253L146 252V250H145V252H143V251H141V249L142 248H144V245H142V244H140V241H142L143 240V243H146V241L147 240H149V238H147V240H145V239H143V238H145V237H143V236H141V238H138L139 239V244H135L136 246H142V248H138V247H135L134 245H133V243H130V244H132L131 246L135 249V248H138V249H136L137 251L139 250V253H141V254H143V255H140L139 253L137 254L136 253V258H134L135 257V253L133 254V255H131V253H129V258H130V264H134L136 261V263H139V264H141L143 261H144V263L143 264H209V262H210V259H208L207 257L209 256H211V254L210 255H208L207 256V254H209V252L210 253H214V254H216L217 256L219 255V253H220V255L222 256H224V254H222L223 253V251H224V248H228L229 247V251H233L234 249V253L236 254V258L234 259V260H231L232 258H231V256H233V255H230V260H231V264H233V262H235V264H254V263H256V260L254 259V257H252V262H250V260H249V258H247V259H242V257H240V256H242V252L244 253V250L243 249H241V241H240V239H242L243 240V238L241 237V228H240V224H241V221H240V223H238V222H236V220L238 219V217L237 216H239V214H240V216L242 217V216H244L243 214H244V212L246 211L247 213H248V215L249 214H251V215H253V216H256L258 213H260L259 211H261L263 208L260 206L259 207V205L258 204H255V203H252L253 201H255V193L257 192H255V190H253L252 192H251V194L253 193V195H248V196H246V195H244V194H246L248 191H251L253 188H256L257 187V190H259L261 187H260V185L261 186H264V182H263V185H262V183L259 185L258 183H255V185L253 184V181H249L248 179H250V176L251 177H253V171L255 172V171H259L260 169V172H261V174L264 176V174H263V172H264V166H263V158H264V154L263 155H261V161H262V163H261V161H260V158L258 157V154L260 153V146H261V150L262 151H264L263 149L264 148H262L263 146H264V134H263V132H264V124H262V122L264 121V117H262V114H260L261 115V118L262 119H259L258 117H259V112L260 111H262V113H263V115H264V112H263V110H264V105L262 104V100H260V98H262V96L264 97V91H262L263 93L262 94H260L261 92H259V96H258V94H257V92H256V95H253L252 93H250L255 87H257L256 89H258L259 88V90L261 89V90H264V85H263V83H264V81H262L261 79L260 80H258V78L259 77H261L262 76V79H263V76H264V68L263 69H259V66H255L254 65V62H257L256 60H259L260 61V59H257V56H256V54L254 55V53H252V49H253V47H252V45H249V50H248V47H247V49H245V51L243 50L242 52H251L250 54L249 53H247L248 54V57H247V55L246 54H242V52H241V54L242 55H246V56H242L241 58H240V56H238V58H240V60L239 61H237L236 62V60H237V55H239L240 54V52L238 53V54H232L233 56L235 55V58L234 59H232V55L230 56L229 54H228V51H230V52H232L231 51V49H230V46H228V45H230L231 44V42H233L234 40L233 39H230V40H233V41H230L229 39L227 40V38H225L228 42L227 43H229V44H226L225 43V40L223 41L222 40ZM256 36V35H255ZM213 37H214V39H213ZM178 39H180V38H178ZM218 39V40H217ZM219 39H220V41H219ZM224 39V38H223ZM181 40V39H180ZM255 40V39H254ZM253 40V41H254ZM221 43V44H219V42ZM139 42H142V47H140V45L141 44H139ZM179 42H180V44H179ZM175 43H177V44H175ZM224 43H225V45L226 46H228V47H226L225 45H224ZM250 43V42H249ZM251 43H253L252 41H251ZM250 43V44H251ZM141 48H139L138 46ZM225 46V47H222V46ZM134 46V47H133ZM146 46V45H145ZM251 46V47H250ZM128 47H130V48H132V50L129 48V50H126L125 51V49H127ZM137 47V48H136ZM157 47V48H156ZM165 47V46H164ZM179 47V48H178ZM44 48H46L45 46H44ZM139 48V49H138ZM145 48V49H144ZM204 48V47H203ZM227 48H228V50H227ZM43 49V48H42ZM137 49V50H136ZM230 49V50H229ZM234 49H236V48H234ZM60 50V49H59ZM138 50H140V52L138 51ZM196 50V49H195ZM200 50H202L201 52L202 53H200ZM224 50H226V52L224 51ZM248 50V51H247ZM254 50V49H253ZM43 51V50H42ZM52 51H53V53H52ZM172 51H175L174 53L175 54H173V52ZM55 52V53H54ZM86 52V51H85ZM198 52V51H197ZM197 52H195V53H197ZM225 52V53H224ZM229 52V53H230ZM235 52H237V51H235ZM52 53V54H51ZM140 53V54H139ZM224 53V54H223ZM87 54H89L88 52H87ZM86 53L83 55V59H85L88 63V65H89V62L90 61H92L93 59L94 60H96V62H99V57H97V56H94V55H92L91 56V54H89V55H87ZM120 54V55H121ZM199 54H201L200 55V57H199ZM204 54V55H203ZM231 57V58H229L228 57V55ZM254 55L255 56V58H254V56H252V55ZM85 55L86 56H90V57H85ZM137 57V55H139L137 58L139 59V60H136V58H135V56ZM159 55H161V56H159ZM165 55V56H164ZM178 55V54H177ZM226 55H227V57L229 58H227L226 57ZM250 55V56H249ZM134 56V57H133ZM158 56V57H157ZM185 56H186V59H185ZM41 57H43V56H41ZM55 57V58H54ZM59 57V58H58ZM92 57V58H91ZM113 57H115V58H117L116 60H114L113 61V63L114 64H117V60H119L118 61V69L117 70H119V74L118 73H116V72H118V71H113V73L116 75H114L112 72H111V74L109 73V75H108V72H105L104 70H103V66H104V64L105 63H107L108 62V60H111L112 61V59H113ZM159 57H161L159 60H158V58ZM171 57H174V58H171ZM178 57V58H179ZM188 57H190L192 60H190V58H188ZM55 59V62H54V64L56 63V61H57V59L58 60H62V61H57V64H58V62H61V64H60V66H58V65H54V64H52V62L53 61H51V59ZM87 58H91L92 60H90L89 61V59L87 60ZM96 58V59H95ZM106 58V59H105ZM112 58V59H111ZM121 58V59H120ZM130 58H131V60H130ZM133 58H135V60L136 61H134V59ZM144 58V57H143ZM162 58H165V59H162ZM167 58H171V59H173V62L174 61H176V62H174V63H177V65H174L173 64V62H171L172 60H170V59H167ZM183 58V59H182ZM211 58V59H210ZM242 58H246V59H242ZM253 59L252 61V63H251V60H249V63H248V59ZM98 59V60H97ZM104 59H105V61H104ZM108 59V60H107ZM162 59V60H161ZM181 59L182 60H184V64H183V62L181 61ZM198 59L201 61H198ZM236 59V60H235ZM50 60V61H49ZM85 60H83V63L85 62ZM107 60V61H106ZM121 60V61H120ZM143 60V59H142ZM163 61L164 62V60L166 61V62H162L164 65H161V63H159L158 61ZM169 60H170V62H169ZM211 60V61H210ZM230 60V61H229ZM232 60H235V62H236V64L237 63H239V64H241V68L240 69H238L239 68V66L238 65H236L235 64V62H234V64L236 65H234L233 64V61ZM244 60H247L246 61V65H248V67H251L250 69H248V67L247 66H245V65H243L244 63H245V61ZM111 61H109L108 63H110ZM168 61V62H167ZM191 61H192V63H191ZM232 61V62H231ZM240 61H243V63L242 62H240ZM44 61H42V63H43ZM45 62L43 63L44 65H45ZM103 62V63H102ZM125 63L124 65L123 64H121V63ZM136 62V63H135ZM159 64H158V63ZM83 63H82V66H83ZM86 63V62H85ZM84 63V64H85ZM154 63H156V65L154 64ZM167 63L169 64V66H167ZM230 64L229 65V67H228V65L227 64ZM248 63V64H247ZM166 64V65H165ZM171 64H173L174 66H172ZM179 64V65H178ZM181 64V65H180ZM186 64V65H185ZM65 65V66H64ZM88 65L86 66L85 65V67H88ZM188 65V66H187ZM197 65V66H196ZM251 65V66H250ZM254 65V66H253ZM53 66V68H51ZM54 66H58V68H59V70H61V71H58V69H56V71L57 72H54V68H56V67H54ZM62 66V68L60 69V67ZM64 66V67H63ZM153 66H154V68L156 67V66H158V67H156L155 68V70H154V68H153ZM161 66H162V68H161ZM167 66V67H166ZM177 66V67H176ZM182 66V68H180ZM189 68H187V67ZM191 66V67H190ZM238 66V67H237ZM245 66L246 67V71L244 70V72L242 71L241 72V70H243V67ZM252 66L254 67V69L252 68ZM84 67V66H83ZM85 67H84V69H85ZM123 69H122V68ZM166 67V68H165ZM169 67V68H168ZM170 67H176V68H173V69H175V70H173V71H170V70H172V68H170ZM197 68V70H196V68ZM233 68V71H234V74L236 73V76H237V78L236 77H234V74L233 73H229L228 71H230V70H227L228 68ZM255 67L256 68H258L259 70L257 71L256 69H255ZM74 68H75V66H74ZM164 68V69H163ZM178 68V69H177ZM180 68V69H179ZM262 68V67H261ZM63 69L67 72H65L66 73V75H65V79H66V77H67V79H66V82H65V79L63 80V78H62V80H63V82H64V84L63 85H61V87H63V88H61V89H63V91L61 92V90H60V84H61V81H60V79H59V76H57V74L58 73H60V72H62V73H60V74H58V75H60V76H62L63 74H65V73H63ZM67 69L69 70V73H68V71H67ZM122 69V70H121ZM161 70V71H157V70ZM198 69H199V71H198ZM245 69V68H244ZM248 69V70H247ZM87 69H85V72H87L86 71ZM167 70V71H166ZM178 70H180V72H178ZM232 70V69H231ZM253 70V71H252ZM155 71L156 73H153V72ZM248 71V72H247ZM70 72H71V74H70ZM105 72V73H104ZM162 73V75H161V73ZM169 72V73H168ZM174 72V73H173ZM194 72V73H193ZM241 72V73H240ZM259 73V72H261V73H259V74H257V75H255L257 78V81H259L260 82V84H259V82L258 83H256V79L254 78L255 76H254V74H256V73ZM43 73V72H42ZM57 73V74H56ZM120 73H122V74H120ZM155 75L156 74V76H152L151 77V75H153V74ZM163 73H164V75H163ZM243 73H245V76H243L244 74ZM250 73V74H249ZM40 74V80L41 81H43L41 78H44L45 79V77H46V75H44V73H43V76H42V74L41 73H39ZM67 74H68V76H67ZM70 74V75H69ZM238 74V75H237ZM240 74V75H239ZM248 74V75H247ZM251 74H252V76H251ZM111 75H114L115 76V78L116 79H118V80H120L121 82H122V84H116L115 85V81H117V82H119L120 83V81H118V80H116L115 78H114V76H111ZM126 77H125V76ZM133 75H135V78H133ZM157 75H159L158 77H157ZM160 75H161V77H160ZM178 75V76H177ZM181 75V76H180ZM185 75V76H184ZM229 75V76H228ZM233 75V78L236 80V79H238V81H235L233 78H231V80H233V82L230 80V76H232ZM250 75V76H249ZM50 76H52V77H50ZM55 76H57V77H55ZM87 76H88V78H87ZM112 77V78H114V80L115 81H113V79L112 78H109V77ZM121 76H122V78H123V80L124 81H122V78H121ZM124 76V77H123ZM127 76H129V77H127ZM137 76V77H136ZM196 76V77H195ZM248 76V77H247ZM118 77V78H117ZM153 77H154V79H153ZM171 77V78H170ZM178 77V78H177ZM181 77V78H180ZM239 77V78H238ZM241 77H243V78H241ZM246 77H247V81H246ZM57 78V79H56ZM88 80H87V79ZM103 78H105L104 80H102ZM108 78L110 79V81L108 80ZM152 78V79H151ZM166 78V79H165ZM169 78V79H168ZM181 79V81H180V79L179 80H177V79ZM184 78V79H183ZM223 78H224V80H223ZM250 78H253V79H255V84L252 86L251 85V83L252 82H250V81H252V79L250 80ZM85 79V80H84ZM99 79V80H98ZM101 79V80H100ZM112 79V80H111ZM126 79H128L129 81V84H128V82H127V80ZM155 79H158V80H160V81H157V83L159 84L158 86L155 84ZM162 79V80H161ZM186 79H188V80H186ZM241 81H240V80ZM39 79H38V77H37V82H39L40 81ZM58 80V81H57ZM92 80V81H91ZM139 80L142 82V85L144 86V88L141 86V82H139ZM165 80V81H164ZM191 80V81H190ZM246 81L245 82V85H243L244 83V81ZM250 80V81H249ZM35 81V84H37V82ZM56 81L59 83H56ZM88 81V82H87ZM102 81V83H105V85H106V83H107V85L109 86H107L106 85V87H105V85L104 84H102V83H100V82ZM107 81V82H106ZM138 82V84H137V82ZM183 81V82H182ZM194 81V82H193ZM228 81H231V84L235 87L239 82V84L240 85H243L242 87H245V86H247L249 83H250V86L249 87H251L249 90H246V87H245V90L243 89V88H241V86L240 85H238V86H240V89L242 90V91H240V89H239V92L238 93H236V91L234 90V89H237V88H239L238 86L236 87V88H234L233 89V86H232V90H234L233 92L235 93V95L239 98V96L238 95H240V96H242L243 94V96H244V98H243V96L242 97H240V98H243V99H237V100H235V98H236V96L233 94V92H232V94L231 93H229V95H230V98H231V96H233V97H235V98H231L232 99V103H231V108H233V106H234V108L235 107H237V108H235L236 110H234V109H232L231 110V108H230V98H229V95L227 94L228 92V90H225L224 89V87H228V85H229V83L230 82H228ZM235 81V82H234ZM243 81V82H242ZM248 81H249V83H248ZM48 82H49V84H48ZM51 82H53L52 83V85L53 86H50V83ZM87 83V85H86V83ZM96 82H99V83H96ZM116 82V83H117ZM123 82L125 83V84H123ZM133 82H136V84L137 85H140V86H137L135 83H134V85H136L135 87H133L132 85H133ZM163 82V83H162ZM166 82V83H165ZM237 82V83H236ZM254 82V81H253ZM262 82V83H261ZM40 83V82H39ZM38 83V84H39ZM54 83H56L57 85H59L58 86V89L59 90H57V86L54 84ZM91 83V84H90ZM96 83V84H95ZM113 83H114V85H113ZM140 83V84H139ZM173 83V84H172ZM176 83V84H175ZM183 85H182V84ZM234 83V84H233ZM243 83V84H242ZM247 83V84H246ZM41 84V83H40ZM39 84V85H40ZM90 84V85H89ZM94 84V87L92 86ZM101 84H102V87H101ZM130 84H131V86H130ZM162 84H164V86L162 85ZM228 84V85H227ZM257 84V85H256ZM56 87H55V86ZM99 85H100V87H99ZM118 85H120V86H129V87H131V88H133V89H135L136 91H134L133 89L132 90H130L131 88H129L128 89V87L127 88H125V89H127V90H129V92L131 91V92H134L136 95H134L133 96V93H129L127 90H122V87H121V90L124 92H128L130 95H126V94H123L122 93V91L120 90V88L118 89ZM172 85V86H171ZM189 87H188V86ZM261 85V86H260ZM38 85H36V87H37ZM89 86H90V88H89ZM110 86H112V87H110ZM115 86V87H114ZM174 86V87H173ZM183 86L185 87V88H183ZM258 86H260V87H258ZM105 87V88H104ZM151 87V86H150ZM165 87V88H164ZM175 87H176V89H177V91H178V93L179 94H177V91H176V89H175ZM226 87V89H230V87L229 88H227ZM38 88V87H37ZM45 88V89H44ZM55 88V90H53ZM108 88V89H107ZM117 89V91H116V89ZM124 88V87H123ZM138 88H140L139 90H138ZM248 88V87H247ZM88 89V90H87ZM105 89V90H104ZM110 89V90H109ZM113 89H114V91H116V92H114L113 91ZM143 89V90H142ZM179 89V90H178ZM224 90V91H222V90ZM255 89V90H256ZM54 92H53V91ZM57 90V91H56ZM118 90H119V93H118ZM145 90V91H144ZM148 90L152 93V95H153V97H152V95H150V92H148ZM163 90H161V92L163 91ZM260 90V91H261ZM244 91V92H243ZM254 91V90H253ZM252 91V92H253ZM57 92H60V93H63V95H57L58 93ZM65 92V93H64ZM98 92V93H97ZM113 92H114V94H120V93H122V94H120V96H122V97H120V96H118V95H114L115 96V98H114V96H112L111 97V95H113ZM126 92V93H127ZM167 92V93H166ZM224 92H226V94L224 95ZM229 92H231V90H229ZM245 92L246 93H248L249 92V94H245ZM255 92H254V94H255ZM53 93V94H52ZM57 93V94H56ZM70 94L72 93V92H69ZM68 93V94H69ZM89 93V94H88ZM90 93L92 94V95H90ZM96 93V95L95 96H93L94 94ZM127 93V94H128ZM159 93V92H158ZM166 93V94H165ZM53 96H52V95ZM57 96H56V95ZM67 94V93H66ZM70 94H69V96L68 97H71L72 96V94H71V96H70ZM86 94H88V95H86ZM109 94V95H108ZM149 94V95H148ZM251 94V95H250ZM45 95H46V97H45ZM48 95V96H47ZM51 95V96H50ZM97 95H98V97H97ZM101 95V96H100ZM125 96V98L127 99V100H124L123 99V97ZM131 95L133 96V97H131ZM164 95H167V98L166 97H164ZM246 95V96H245ZM262 95V96H261ZM52 97V98H50V97ZM58 96H60L62 99H64L63 101H64V103H66V104H62V101H60V98L59 99H57L58 98ZM63 96H64V98H63ZM73 96V97H74ZM91 96H93V99L94 100H96L95 98L97 97V98H100V97H103V98H100V101H99V99L97 100V101H94V104L97 106V107H95V109H97V108H99V109H101V107L103 108V109H101V110H99V109H97V110H93V101L91 102V100H93L92 99V97ZM144 96H145V94H144ZM157 96V97H156ZM218 96V97H217ZM224 96V97H223ZM225 96L227 97V100L228 99H230V100H228V102H227V100L226 99H224L225 98ZM247 96L248 97H250L249 99L247 98ZM255 97V98H257L258 99V97H259V101H257L256 99H254V100H256V102H258V104H259V102L261 103V105H260V107H259V105L254 101V100H251V98L252 97ZM45 97V98H44ZM87 98V99H85V98ZM95 97V98H94ZM104 97H105V100H104ZM117 97V98H116ZM156 97V98H155ZM158 97L160 98V99H158ZM170 97H174V101L173 102H171V103H168V98H170ZM77 98V99H76ZM82 98H84V99H82ZM91 98V99H90ZM118 98H120V99H118ZM129 98H131V100H129ZM135 99V100H133V99ZM166 99V104H163L164 102H165V99ZM219 100V102L217 103V99ZM121 99H123L122 101H123V103L124 102H127V104H125V106H127V109L125 110L124 109V105H123V103L121 102ZM144 99H145V97H144ZM147 99V98H146ZM164 101H163V100ZM208 99V100H207ZM246 99L247 100H249V101H251L252 103H253V101H254V103L255 104H253L255 107H257L256 108V110L253 112V107H252V103L250 102H247L246 101ZM42 100H45V102H43ZM56 100H59V103H58V101L56 102ZM88 100H90V102L93 104V105H90L89 106V101ZM119 103H117L116 101ZM140 101V103H138L137 101ZM159 100V101H158ZM161 100L163 101V102H161ZM211 100H212V102H211ZM213 100H215V103H214V101ZM221 100V101H220ZM239 100L241 101L240 102V104L242 105V103H243V105L242 106H240L239 104H237V106H235L236 105V103L235 102H237V103H239ZM67 101V102H66ZM74 102L72 105H70V106H68V103L69 104H71V102ZM85 101V102H84ZM86 101H88V103H87V105L89 106H86V107H88L89 109H86V107H85V104H86ZM98 101H99V104H102V105H106V106H104V107H106L105 109H104V107L103 106H101L100 107V105L98 104ZM104 101V102H103ZM116 102V104H118V105H114V103ZM130 101V103H128ZM133 101H135V103L136 104H134L133 103ZM185 101V102H184ZM208 101V102H207ZM226 101V102H225ZM233 101H235V102H233ZM263 101H264V99H263ZM42 102V103H41ZM106 102V104H104ZM112 102H113V104H112ZM121 102V103H120ZM131 102H132V104H131ZM221 102H222V105H220L221 104ZM37 103V102H36ZM56 103L57 104H59L60 106H61V104H62V106L59 108V106L57 107L56 106ZM61 103V104H60ZM79 103V104H78ZM90 103V104H91ZM110 103V104H109ZM174 104V106H175V108H174V111L171 113V112H169L168 110H167V108H169V106H170V104ZM183 103V104H182ZM206 103H209V104H206ZM217 103V106L215 105ZM245 103H247V104H245ZM83 104V105H82ZM109 104V105H108ZM122 104V105H121ZM128 104H131V105H128ZM138 104H140L141 105V107L142 108H140V106L138 105ZM229 104V105H228ZM234 104V105H233ZM248 104H250L249 106L250 107H248ZM53 105V106H52ZM54 105L57 107V110L55 109V112L54 111H52L54 108ZM115 106V109H114V106ZM119 105H121V106H119ZM134 105H135V107H134ZM215 105V106H214ZM244 105H246L247 107L245 108V107H243ZM262 105H263V107H262ZM2 106H4V103H2V101H1V108H0V112H1V109L3 108ZM111 106V108H109V107ZM113 106V107H112ZM117 106H118V108H117ZM137 106H139V108L137 107ZM154 106L156 107V108H154ZM209 106V107H208ZM220 106V107H219ZM223 106V108L224 107H227L226 108V111L227 110H229V111H231L230 113L228 112V113H226V111H225V108L223 109L224 110V112H223V110H222V107ZM243 107L241 110H244L245 109V111H249L250 109H251V107H252V109L253 110H251V111H249V112H251L252 113V116H254V117H251V118H253V119H251L250 118V115H251V113H245V111L243 112V111H241V110H239V108L240 107ZM37 107H36V109H37ZM49 109V110H51V112L47 109V108ZM108 107V108H107ZM129 107V108H128ZM162 107V111H160V108ZM219 109H218V108ZM58 108H59V111H58ZM76 107H74V108H72L73 110L75 109ZM85 108V109H84ZM93 110V113H92V110ZM117 108V109H116ZM123 109V111H125L126 112V114H123V115H125V117L121 114V113H123V111H121L122 109ZM164 108L168 111V112H165V110H164ZM187 108V109H186ZM207 108L209 109L208 111H209V114L212 116V117H210V115H208L209 117H207V113H204V112H206V110H207ZM229 108V109H228ZM260 108V109H259ZM108 110V113H107V110ZM112 109V110H111ZM119 109V110H118ZM137 109H143V110H141V113H139V111H137ZM151 109H153V110H151ZM155 109H158V110H155ZM176 109V110H175ZM186 109V110H185ZM215 109H217V110H215ZM222 111H221V110ZM238 109V110H237ZM47 110V111H46ZM67 110V109H66ZM64 110V112H66L67 113V111L70 113V112H72V110L69 108V110ZM71 110V111H70ZM164 110V111H163ZM193 110V111H192ZM259 110V111H258ZM46 111V112H45ZM61 111H63V109L61 110ZM89 111H91V112H89ZM100 112L99 114H100V116L101 117H99V116H97V117H95V115L96 114H98V112ZM101 111H104L103 113H104V115H103V113H101ZM112 111V112H111ZM114 111V112H113ZM121 111V112H120ZM127 111H129V112H127ZM137 111V112H136ZM152 111V112H151ZM155 111H159V112H155ZM207 111V112H208ZM220 111V112H219ZM232 111L235 113V114H239V115H236V117H235V114H231L232 113ZM237 111H239L238 113H236ZM49 112V113H48ZM52 112H54V115H55V117H54V115H53V113ZM87 112H89L90 114V116L88 115V113ZM163 112H165V113H167L166 114V117H168V116H170L169 117V121H167L165 124H167V125H163V118H161L162 120H158V119H160L159 118V115L161 116V115H163L164 113ZM175 112H176V115L174 116L173 114H175ZM216 112H218V114L216 113ZM221 112H223V114H221ZM243 114H242V113ZM258 112V113H257ZM55 113H57V114H55ZM96 113V114H95ZM108 115H107V114ZM116 113V114H117ZM216 113V114H215ZM219 113H220V115H219ZM224 113H226V114H224ZM242 114V116L245 114V116H243V118H242V116H241V114ZM255 113V114H254ZM261 113V112H260ZM36 114V112L34 113V115ZM93 114V115H92ZM98 114V115H99ZM203 114H204V116L205 117H207V118H205L204 116H203ZM228 114H230L231 116L233 115L234 116V121H232L230 118V120L232 121V123H233V125L230 123V124H228V120H227V118L228 117H230V116H228L227 117V115ZM246 114H249L248 116L246 115ZM254 114V115H253ZM53 115V116H52ZM70 115H71V113H70ZM87 115H88V117H87ZM102 115L104 116V118L102 117ZM111 115V116H110ZM119 115H121V119H120V116ZM136 115V116H135ZM165 115V114H164ZM222 115V117L220 118V116ZM57 116V118H59ZM105 116H106V118H105ZM138 116H139V118H138ZM143 116V115H142ZM154 116H156V117H154ZM202 116V117H201ZM233 116L231 117V118H233ZM239 116H241V118L242 119H240V117ZM94 118L93 120L91 119V121L88 119V118ZM108 117H110L109 119H108ZM161 117H164V119L166 118L165 116H161ZM172 117H174V118H172ZM225 117V118H224ZM227 117V118H226ZM244 117H249L248 119L249 120H247V118L244 120V121H242L243 119H244ZM257 117V118H256ZM34 118H36L35 116H34ZM113 118V119H114ZM123 118V119H122ZM143 118V117H142ZM171 118L174 120V122L173 121H171ZM203 118L205 119V120H203ZM210 119V121H209V119ZM212 118V119H211ZM216 118V119H215ZM223 118V119H222ZM236 118V119H235ZM105 119V120H104ZM207 119V120H206ZM213 119H214V121H213ZM219 119V120H218ZM224 119H226V120H224ZM238 119H239V121H238ZM37 120V121H38ZM49 120V121H48ZM88 120V121H87ZM96 120V121H95ZM99 122H98V121ZM101 120H103V121H101ZM165 120H167V119H165ZM164 120V121H165ZM188 120V121H187ZM201 120V121H200ZM215 120H216V122H215ZM222 120H224V122L222 121ZM235 120H236V125H235ZM252 120V121H251ZM253 120H256V121H253ZM257 120H259V121H257ZM263 120V121H262ZM51 121V122H50ZM55 123H57L58 125H57V127H56V123L55 124H53V122ZM93 121V122H92ZM104 121L106 122V123H104ZM161 123V121H162V125L164 126V127H162L161 125H160V123ZM171 121V122H170ZM202 121H205V122H207V124L210 126V124H214V122H215V124H216V127H214V125L212 126V128H214V129H216V128H218L219 127V125L218 124H220V123H222V125L223 126H221L220 125V129L218 130V129H216V132L217 131H219V133H220V130L222 131V133H221V135L217 132V134H219V135H216V137L214 138V134H213V137H211L212 136V133L214 132V130H213V132H210L211 133V135H210V133H209V131L207 130V127H206V123H205V127L204 126H202V124H203V122ZM211 122V121H213V123H209V122ZM220 121V122H219ZM237 121L240 123V122H243L244 124H241V125H239V123H237ZM248 123H250L251 122V124L254 126V128H257L255 131H257V132H255L254 131V128H253V126L250 124H248V129H250L251 128V130H249V132L251 133V139L252 140H250L249 139V137L250 136H247V138H245V140H250V141H255L256 143H255V148L257 149V146H259L258 148V151H259V153H257L255 150H254V143H253V145H251V143H250V141H248V143H247V141H244V138L242 139V137L241 136H243L244 137V135H247L249 132H248V130L247 129H245V128H247L246 126H245V124L247 125V122ZM261 121V122H260ZM47 122V124L46 125H43L42 126V124H45V123ZM89 124V122L91 123L90 125H88L87 123ZM97 122V123H96ZM101 122V123H100ZM110 122V123H109ZM159 123V125H158V123ZM169 122V123H168ZM201 122V123H200ZM93 123H94V125H95V127H94V125H93ZM157 123V124H156ZM224 123V124H223ZM256 123V126L254 125ZM260 123V124H259ZM264 123V122H263ZM35 124H38V123H35ZM49 124V125H48ZM51 124V125H50ZM61 124V123H60ZM96 124H99V126H104V128H101V129H104L105 131H107L106 132V134H105V132H103V130L101 131V129H100V127L98 126V125H96ZM104 124V125H103ZM105 124H107V125H105ZM238 124V125H237ZM259 124V125H258ZM53 125V126H52ZM109 125V126H108ZM124 125V124H123ZM122 125V126H123ZM156 125V126H155ZM171 127H170V126ZM201 125V126H200ZM228 125H230L229 127L231 128V130L228 128ZM260 125L263 127H260ZM36 126V125H35ZM35 126H34V128H35ZM46 126H49V130L47 131V129L46 128H48V127H46ZM52 126V127H51ZM88 126H90V127H88ZM93 126V127H92ZM161 126V128H157V127H160ZM165 126H166V130H165V134H164V128H165ZM168 126V127H167ZM173 126H175V127H173ZM181 126V127H180ZM211 126H210V128L208 127V129H210L211 131H212V129H211ZM232 126V127H231ZM236 126H238L239 128H240V126L242 127H244L243 129H245V130H243L244 131V133H243V131H242V133H243V135H241L240 133L241 132H236L237 130H235V131H233L235 128H236ZM249 126H251V127H249ZM259 126V127H258ZM40 127H41V129H40ZM56 128V129H54V128ZM96 127H98V128H96ZM141 127V126H140ZM190 127V128H189ZM201 127H204V128H201ZM86 128V129H85ZM97 130H100V131H96V129ZM119 128H121V126L119 127ZM169 128V129H168ZM40 129V130H39ZM44 129V130H43ZM61 129V131H62V128H60ZM59 129V130H60ZM143 129V130H142ZM158 129H163L161 132H160V130L158 131ZM181 129V130H180ZM202 129V130H201ZM227 129V130H226ZM233 129V130H232ZM242 129V128H241ZM35 130V131H34ZM52 130V131H51ZM109 130V131H108ZM119 131H120V129H118ZM157 130V134L159 135V138H158V135H157V138L159 139V141L157 140V138L155 137H153V136H156V135H150V133L152 134L153 132H155ZM170 130V131H169ZM208 131V135H210V139H208V137L206 138V136L205 135H207V131L203 134L202 132H199V131ZM238 130H240V129H238ZM36 131H37V133H36ZM44 131H46V132H44ZM56 131H58L57 133H56ZM90 131H92V132H90ZM93 131H96V133L95 132H93ZM183 133H182V132ZM185 131V132H184ZM203 131V132H204ZM229 131V132H228ZM241 131V130H240ZM259 131V132H258ZM40 132V133H39ZM49 133V136H48V133ZM53 132V133H52ZM100 132V133H99ZM101 132L104 134V135H102L101 134ZM109 132V133H108ZM163 132V133H162ZM168 132H169V134H168ZM174 132V133H173ZM188 132V133H187ZM199 132V133H198ZM216 132H215V134H216ZM233 132V133H232ZM234 132H236L235 134H236V136H235V139H237L238 138V140H243L244 142H246V145H247V148H246V146L244 147L243 145V147H241V144H244L245 145V143L243 142V141H241V144L238 142V140H235L233 137H234ZM247 132V133H246ZM254 132H255V134H254ZM1 133V132H0ZM44 133H46L47 135L45 136L46 137V139H45V137H44ZM51 133V134H50ZM95 133V134H94ZM99 133V134H98ZM108 133V134H107ZM159 133H161L162 134V136H161V134H159ZM182 133V134H181ZM203 134V135H201V136H198V135H200V134ZM224 133V134H223ZM230 133V135H233V136H230V135H228ZM36 134V135H35ZM96 134L98 135V137L96 136ZM113 134V135H112ZM153 134H155V133H153ZM168 134V135H167ZM181 134V135H180ZM185 134V136H183ZM186 134H187V136H186ZM226 134H227V136H226ZM240 134L241 136H240V138L241 139H239V136L238 135ZM39 136V140L41 141H39L38 140V136ZM92 135H94L95 137H93ZM108 135V136H107ZM167 135V136H166ZM192 135V136H191ZM255 135H258V136H255ZM259 135H260V137H259ZM26 136L24 137V138H26ZM36 136H37V139H36ZM48 136V137H47ZM54 136H56L55 138H54ZM93 138H92V137ZM106 137V139L108 140V138L107 137H111V141L109 142V140H110V137H109V140L107 141L106 139H105V137ZM150 136H152L155 140L153 141L152 139V137H150ZM161 136V137H160ZM164 136H166V137H164ZM169 136V137H168ZM170 136H171V138H170ZM175 136H177V137H175ZM183 136V137H182ZM258 137L257 138V140H258V142H259V144H258V142H257V140H255V138L254 137ZM22 137V136H21ZM33 137V138H32ZM99 137H101V138H99ZM180 137H182V138H180ZM203 137V138H202ZM206 139H205V138ZM217 137L218 138H220L219 140H217ZM227 137V138H226ZM228 137L229 138H231L230 140L228 139ZM246 137V136H245ZM23 138V139H24ZM49 138V139H48ZM85 138V137H84ZM94 138H95V140L96 141H98V142H96V141H93L94 140ZM98 140H97V139ZM150 138H152V139H150ZM164 138L166 139V140H164ZM215 139L216 140V142H212L213 140L212 139ZM221 138H223V139H221ZM53 139H55V140H53ZM71 139V140H70ZM68 138V139H66V142H68L69 140H70V142H68V144H71V145H68L66 142H65V144H67V146H68V148L70 147V146H73V144L71 143V141L73 142V139L72 138ZM90 139V140H89ZM99 139H101L100 141H99ZM104 139L106 140L105 142H104ZM176 139V140H175ZM182 139V140H181ZM189 139V140H188ZM210 140L211 142H212V146L210 145L211 144V142H209L208 140ZM254 139V140H253ZM261 141H260V140ZM22 138H20V140H17L18 141V143H19V145L21 146V147H24V149H23V151L25 152V151H27L28 150V148L30 147L31 148V146H33V143L32 142H29V143H27V140L25 141L27 144H30L29 145V147H27L28 145L26 144V145H24V144H20V142L22 143L24 140H22ZM68 140V141H67ZM126 140V141H125ZM129 140H130V137H129ZM136 142H135V141ZM153 141V142H151V141ZM157 140V141H156ZM164 140V141H163ZM173 140H175L176 141V144L174 143V141ZM202 140H206V141H202ZM222 140V141H221ZM233 140H235V141H237V143L236 142H234ZM52 141L50 142V146H48V144L49 143H45V146L43 145V148H46V149H43L42 148V144L40 145V146H38L37 148H36V151H35V153L37 152V154L38 155H34L33 157H36L37 156V160L35 159H33V157H32V155L34 154L33 153V151H34V147L33 148H31V150H32V154H30L31 155V158L30 159H32L33 161L32 162H30L29 160V162H27V160H24L25 158H27V159H29L28 158V156L29 155H27L28 154V152H27V154L25 155V153H24V155H25V158H24V156H22V155H20L19 156V160L20 159H22L23 160V162H21L20 161V163H24L25 164V166H24V164H23V166H21L20 164V166L21 167H19L17 164L19 163L18 161H16V160H18V156L16 157V162H18L17 164L16 163H14V164H16V165H14L15 166V170H17L18 168H19V170L17 171V172H19V173H22V171H21V169L22 168H25L26 167V169L30 172V173H33V175H36V177H39V179H40V181H41V178H42V191H43V187H44V185L46 184V182H44V179H45V181L48 179V177H49V179L53 176V173L54 172H51L50 170H52L53 171V166H49V165H51L52 164V162H48L49 160H51L52 158H54V154H53V150L54 149H56V151H58L57 152V155L59 154V149L57 148V143H56V145H51V143H52ZM133 141H134V143H133ZM162 141V142H161ZM183 141V142H182ZM210 143V144H207L208 142ZM224 141V142H223ZM226 141V142H225ZM229 141H233V143L232 142H229ZM263 141V142H262ZM25 142H23V143H25ZM39 144H38V143ZM106 142H109V144H107ZM129 142H131V141H129ZM138 142V143H137ZM151 142V144L150 145H148L149 143ZM164 142V143H163ZM180 144V146H179V144ZM182 142V143H181ZM190 142V143H189ZM207 142V143H206ZM91 143H93V144H91ZM96 143H97V145H96ZM101 143V145H103V143H104V145H107V146H104L103 145V147L100 145V146H98V144H100ZM124 143H125V145H124ZM139 145V146H141V145H143V146H141V147H143V149L141 148V147H139L137 144ZM143 143H145V145L147 146L148 145V147L146 148V150H144L145 149V146H144V144ZM153 143V144H152ZM155 143V144H154ZM159 143V144H158ZM175 144V145H173V144ZM215 143H217V144H215ZM222 143V144H221ZM249 143H250V145H249ZM262 143V144H261ZM38 144V145H37ZM126 144H127V146H126ZM133 144H135V145H133ZM141 144V145H140ZM157 144L159 145L158 147H157ZM164 144V145H163ZM165 144H167V145H165ZM171 144V145H170ZM219 144V145H218ZM240 145V148H237L238 146H235V147H233L234 145ZM95 145L97 146V148H95ZM153 145V146H152ZM186 145V146H185ZM203 145H206V148H205V146H204V148L202 147ZM263 145V146H262ZM67 146L65 147V148H67ZM82 146V147H83ZM111 146H113V145H111ZM132 146H135V147H132ZM149 146L152 148V152H154L153 154H151L152 152H150L151 150V148H149ZM160 146H162V149L161 148H159ZM165 146V147H164ZM169 146H171V147H169ZM179 147V148H176V147ZM200 146L202 147V148H200ZM250 146H251V148H252V146H253V149H250ZM56 147V148H55ZM94 147V148H93ZM109 147V148H108ZM139 147V148H138ZM155 147H157L156 149H154ZM164 147V148H163ZM167 147H169V148H167ZM208 147V148H207ZM228 147V149H230V150H228V149H225V148H227ZM231 147H232V149H231ZM249 147V148H248ZM27 148V149H26ZM38 148H39V151L40 152H38ZM54 148V149H53ZM68 148L67 149H64V151L66 152V151H68ZM71 148V147H70ZM69 148V149H70ZM74 148V147H73ZM128 148H130V149H128ZM158 148H159V150H158ZM176 148V149H175ZM200 148V149H199ZM223 148H224V150H223ZM234 148V149H233ZM242 148V149H241ZM248 149V150H254V152H249V154H250V159H248L249 157H248V155L249 154H247L248 153V150H245V149ZM90 149H88V150H90ZM97 149H98V152L96 153V151H97ZM133 149H134V152L136 151L137 153L135 154L134 152H133ZM148 149L150 150V151H148ZM153 149H154V151H153ZM164 149V150H163ZM182 150V152H181V150ZM237 149V150H236ZM30 150V151H31ZM42 150V151H41ZM43 150H45V152L43 151ZM49 150V155L47 154L46 155V151H48ZM95 150V151H94ZM127 150H128V152H127ZM130 150H132V152H133V155L132 156H130L131 154H132V152L130 151ZM138 150V151H139ZM155 150L157 151L156 153H155ZM163 150V151H162ZM170 150V151H169ZM176 151V153H175V151ZM239 150H240V152H239ZM244 150V151H243ZM71 151H72V149H71ZM139 151V152H140ZM168 151V152H167ZM214 151V152H213ZM225 151V152H224ZM239 153H238V152ZM42 152H44V154H45V156H44V154L42 153ZM51 152H52V155H51ZM65 152H64V155H65ZM130 152V153H129ZM148 152H150V154H151V156H149L150 154L148 153ZM179 152V153H178ZM202 152V153H201ZM243 152V153H242ZM48 153V152H47ZM67 153H70V151H68ZM94 153H96V154H94ZM108 153V152H107ZM172 153V154H171ZM182 153V154H181ZM211 153V154H210ZM237 153H238V155L240 156V157H243V158H241V160L239 159V158H235V156L237 155ZM21 154V153H20ZM91 154V155H90ZM135 154V155H134ZM155 154H157L156 156H155ZM165 156H164V155ZM171 154V155H170ZM241 154V155H240ZM242 154H244V156H242ZM246 154H247V156H246ZM251 154H253V155H251ZM94 155H98L97 157H98V159L100 158V159H102V161L99 159V161H97V157L95 158V156ZM102 155H104L105 156V159H106V161L104 160V162H105V164H103L104 162H103V156ZM152 155H153V158H154V160H153V158H152ZM181 155V156H180ZM225 155V156H224ZM27 156V157H26ZM40 156V157H39ZM43 156V157H42ZM46 156H49L48 158L46 157ZM67 156H68V154H67ZM94 156V157H93ZM99 156H102V158L101 157H99ZM149 156V157H148ZM155 156V157H154ZM167 156V157H166ZM170 156H171V160L172 161H169V158H170ZM177 156H179V157H177ZM215 156V157H214ZM228 156V157H227ZM253 158H252V157ZM21 157V158H20ZM46 157V158H45ZM150 157H151V159L152 160H150ZM167 158V160L165 161L166 163H167V161H168V165H163V164H165L164 162H162L163 161V159H161V158ZM178 158L177 159V161H175V159L176 158ZM222 157V158H221ZM247 159H246V158ZM41 158V159H40ZM44 158L47 160L46 161V163H48L49 165H47V167H48V170H47V173H42L44 170H37L36 169V162L35 161H37V162H41V160H42V162H44L45 160H44ZM127 158V159H128ZM147 158L149 159V162L147 161L146 162V160H147ZM181 158V159H180ZM213 158V159H212ZM219 160H218V159ZM259 158V159H258ZM15 159V158H14ZM40 159V160H39ZM49 159V160H48ZM54 159H58V157H55ZM83 159H84V161H83ZM96 160V162H93L92 160ZM174 159V160H173ZM237 159V160H236ZM242 159H246L244 162L242 161ZM259 160V162H258V160ZM3 160V159H2ZM5 160H7V158H5ZM39 160V161H38ZM65 160V159H64ZM86 160H88L87 158H86ZM109 160H110V158H109ZM143 160V162H144V164H143V162H140V161H142ZM199 160V161H198ZM207 160H208V162H207ZM216 160V161H215ZM242 161L243 163H244V165H245V167H243L244 169H245V172H244V169L242 168V165H241V162L240 161ZM251 160V161H250ZM8 161V160H7ZM6 161V162H7ZM100 161H101V163H100ZM174 161H175V164L176 165H178V166H176L175 164H174ZM218 161V162H217ZM237 161H238V164H237ZM249 161H250V163L252 164L253 162H255V161H257V162H255L256 164H255V166H253V167H251L250 165V163H249ZM27 162V163H26ZM34 162V163H33ZM97 162L99 163V165H100V168H99V165L97 164ZM139 162V163H138ZM151 162V163H152ZM202 162V163H201ZM235 162H236V164H235ZM245 162H246V164H245ZM247 162H248V164H247ZM28 163H29V166H28ZM31 163V164H30ZM170 163V164H169ZM242 163V164H243ZM81 164V165H82ZM105 165L104 167H102L103 165ZM241 165V169H240V165ZM250 164V165H249ZM259 164V165H258ZM98 165V166H97ZM164 167H163V166ZM171 166V168H169L170 166ZM239 165V166H238ZM246 165H248V167L247 168H249V169H246ZM253 165V164H252ZM17 166V167H16ZM135 166V165H134ZM137 167H138V165H136ZM150 166V167H149ZM167 166V167H166ZM174 166H175V168H174ZM250 166V167H249ZM33 167V168H32ZM50 167V168H49ZM96 167H98V168H96ZM113 167H115L116 169H114ZM140 167V166H139ZM179 167V168H178ZM203 167H204V169H203ZM259 169H258V168ZM10 168H12V171H14L13 170V165L12 166H10ZM10 168H9V171H10ZM17 168V169H16ZM21 168V169H20ZM31 168V169H30ZM52 168V169H51ZM86 168L88 169V170H90V171H88V170H86ZM109 168V169H108ZM166 168V169H165ZM167 168H168V170H167ZM251 168V169H250ZM254 168V169H253ZM256 168V169H255ZM95 169H97V170H95ZM102 169L105 171H103V172H101L102 171ZM160 169V170H161ZM172 169H174L173 171H172ZM197 169V170H196ZM243 169V170H242ZM94 170V171H93ZM110 170V171H109ZM115 170V171H114ZM165 170V171H164ZM170 170V171H169ZM187 170V171H186ZM204 170H205V172H204ZM248 170V171H247ZM251 170V171H250ZM12 171H10V172H12ZM48 171H50L49 173H48ZM89 173H88V172ZM92 171V172H91ZM113 171V172H112ZM157 171V172H156ZM168 171V172H167ZM16 172V176H18V174L19 173H17ZM42 173V174H45L46 176H45V178H44V175L42 176V174H40V173ZM86 172H87V174H91V175H87L86 174ZM95 172V173H94ZM99 172V173H98ZM165 172H167L166 174H165ZM170 172V173H169ZM172 172V173H171ZM244 172V173H243ZM249 172V173H248ZM252 172V173H251ZM13 173V174H12ZM12 173H8V172H6L5 174H7L6 175V177H8L9 178V176H11V175H13V177H15V172H12ZM93 173V174H92ZM115 173V174H114ZM158 173V174H159ZM174 173V174H173ZM193 173V174H192ZM242 173H243V175L245 176V175H249L248 177L246 176V178L247 179H244L245 177L244 176H241V177H238L237 175H242ZM246 173V174H245ZM248 173V174H247ZM256 173V172H255ZM11 174V175H10ZM99 174H100V176H99ZM104 174V175H105ZM118 176H117V175ZM165 174V175H164ZM251 174V175H250ZM260 173L259 172H257V174L255 175V177L256 176H258L259 178H261L260 176H262V175H259ZM50 175V176H49ZM87 177H86V176ZM98 175V176H97ZM116 175V176H115ZM205 175V176H204ZM22 176V174L21 175H19V177H18V179L20 180L21 177ZM75 176L77 177V174L75 173ZM81 176H80V178H81ZM84 176H85V179H84ZM94 176H97V177H95V178H93ZM108 176V175H107ZM119 176H120V179H117V177L119 178ZM209 176V177H208ZM233 176V177H232ZM6 177H5V179H6ZM12 177V176H11ZM90 177V178H89ZM102 177H104L103 179H101ZM122 177V178H121ZM159 177V178H158ZM208 177V178H207ZM232 177V178H231ZM236 177H238V180L239 181H241L239 184H237L238 183V180H237V178ZM242 177H243V180H247V181H249L248 183L249 184H247V182L245 183V181H244V183L245 184H242L243 182H242ZM7 178V179H8ZM16 178V177H15ZM88 178V179H87ZM92 178V179H91ZM97 178H98V180H99V178H100V181H98L97 180ZM115 178H116V180H115ZM161 178V179H162ZM234 178V179H233ZM259 178H254L253 177V179H255V180H257V179H259ZM6 179V180H7ZM14 178H9V180H7V181H12ZM17 179V180H18ZM96 179V180H95ZM174 179V180H173ZM184 179V180H183ZM210 179V181H208ZM79 180V179H78ZM78 180H77V182H78ZM86 180V181H85ZM95 180V181H94ZM105 180V179H104ZM103 180V181H104ZM119 180V181H118ZM159 180V181H158ZM177 180V181H176ZM251 180V179H250ZM261 180H263V178L261 179ZM40 181L38 180V185H39V183H40ZM48 181V180H47ZM158 181V182H157ZM215 181V182H214ZM45 184H44V183ZM78 182V183H79ZM97 182V183H96ZM98 182H100V183H98ZM113 182V181H112ZM123 182V183H122ZM157 182V183H156ZM174 182V183H173ZM226 182H227V184H226ZM37 183H36V185H37ZM93 183H95V184H93ZM156 183V184H155ZM158 183H159V186H154V185H158ZM182 183V184H181ZM229 183H230V185H229ZM99 184H103V185H105V186H107V187H103V185H99ZM127 184V183H126ZM124 185V186H126L127 187V185ZM197 184V185H196ZM236 184V185H235ZM253 184V186H251ZM41 185V184H40ZM109 185V186H108ZM177 185H178V187H177ZM240 185V186H239ZM247 185V186H246ZM259 185V186H258ZM5 186V185H4ZM3 186V187H4ZM175 187V188H172V187ZM201 186V187H200ZM205 186H206V188H205ZM239 186V187H238ZM255 186V187H254ZM36 187H39L38 189H36ZM35 188H33V189H36L37 191H39V192H37L36 190L34 191V197H36V195H38V193H39V195H38V197H40V195L41 194H43V193H45V189H46V186L44 187V191H43V193H42V191H41V186H36ZM82 187V186H81ZM96 187V186H95ZM103 187V188H102ZM152 189H151V188ZM154 187V188H153ZM202 187H204L203 189H207V190H203V189H201ZM209 189H208V188ZM241 187L243 188V187H248V190H247V188H246V192L244 191L243 193H242V190H240L241 189ZM251 187V188H250ZM258 187H260L259 189H258ZM106 190H105V189ZM125 189L124 190V192H121L122 191V189ZM237 188H238V190H239V192H237ZM29 189V188H28ZM139 189V190H138ZM171 189H173V190H171ZM179 189V190H178ZM214 189V190H213ZM251 189V190H250ZM32 189H29V191H31ZM134 190H136L135 192H133ZM142 190H144L145 191V189H143L142 188ZM178 190V191H177ZM201 190H203V191H201ZM243 190H244V188H243ZM26 191V190H25ZM33 191V190H32ZM31 191V192H32ZM156 191V192H155ZM167 192V195H165L166 194V192ZM186 191V192H185ZM218 191V192H217ZM220 191V192H219ZM227 191H228V193H227ZM241 191V192H240ZM136 192H139L138 194L136 193ZM141 192V193H140ZM151 192H149V193H151ZM172 192H174V194H172ZM201 192H205V193H201ZM209 192V193H208ZM215 192V193H214ZM35 193H37V194H35ZM41 193V194H40ZM136 193L137 194V196H135L134 194ZM151 193V195H153ZM175 193H177V196L175 195ZM178 193H180V194H178ZM213 193H214V196H213ZM233 193V194H232ZM235 193V194H234ZM236 193H239V195L238 194H236ZM240 193L243 195V196H241L240 195ZM27 194H28V192H27ZM32 194H33V192H32ZM203 194H205V195H203ZM209 194V195H208ZM210 194H212V195H210ZM247 194H250V192L249 193H247ZM131 195H133V196H131ZM140 197H139V196ZM150 194H149V196H145L146 197V201L150 204V205H153L154 206V204L153 203H151L154 199L153 198H151V197H154V196H151ZM173 195V196H172ZM237 195V196H236ZM90 196V197H89ZM92 196V194L90 193V195H85V199L87 200V201H85V200H83V205H82V207H85L86 209L87 208H90V205H91V203L90 202H93L94 203V198L93 197H91ZM135 196V197H134ZM151 196V197H150ZM165 196V197H164ZM204 196V197H203ZM225 196V197H224ZM240 196H241V198H240ZM244 196H245V198H244ZM251 196V197H250ZM254 196V197H253ZM38 197H36V199H39ZM87 197V198H86ZM136 197H139V199L138 198H136ZM147 197H149V199L147 198ZM172 197H173V199H172ZM221 197L222 198H224L223 200L221 199ZM240 199H239V198ZM253 197V198H252ZM43 198V197H42ZM136 198V199H135ZM203 198V199H202ZM89 199H92V201L90 200L89 201ZM138 199V200H137ZM204 199L205 200H207V199H210V200H207V201H205V204H206V206H201V205H205L204 203L202 204V202H204ZM219 199H221V201L219 200ZM228 199V200H227ZM43 200V202H41ZM41 201H39L38 203L39 204H35V206L34 205H29V206H31V207H34V209H36V210H38V208H40V207H42L43 206V203H44V206L42 207V208H40V210H38L39 212H42L43 210V208L45 207V208H48L47 207V203L50 201V206H51V200H45L44 201V198L42 199ZM135 200V201H134ZM137 200V201H136ZM203 200V201H202ZM238 200V201H237ZM89 201V202H88ZM97 201H103V199L101 198L100 199V197H99V199L97 200ZM144 201H145V198H144V200L142 199V200H140L139 202L142 204V202L144 203ZM151 201V202H150ZM165 201V202H164ZM174 201V202H173ZM217 201V202H216ZM223 202V203H220V202ZM231 201V202H230ZM239 201H241V202H239ZM84 202L86 203V206L84 205ZM88 202V203H87ZM160 202V203H159ZM206 202H208V203H206ZM210 202H211V204H210ZM214 202V203H213ZM221 204V207L219 206V203ZM230 202V203H229ZM232 202H236L235 203V205H234V203L232 204ZM243 202V203H242ZM40 203H41V206H40ZM93 203H92V205H93ZM146 203V202H145ZM143 204V205H146V204ZM174 203V204H173ZM213 203V204H212ZM216 203H218V206L220 207H218L217 205H215ZM246 203V204H245ZM250 203V204H249ZM31 204V203H30ZM88 204H90V205H88ZM136 204V203H135ZM167 204V205H166ZM173 204V205H172ZM232 204V205H231ZM241 204V205H240ZM255 205V206H257L256 208H254L253 206H251V209H253L252 211H251V209H250V205ZM38 205V206H37ZM213 205V206H212ZM238 205H240V207L241 206H243V209L245 210V208H246V210L244 211V210H241V208H238L239 206ZM249 207H248V206ZM0 206H2V205H0ZM6 206V205H5ZM29 206H28V204L26 205V209H28L29 208ZM40 206V207H39ZM130 206H129V208H130ZM134 206V205H133ZM166 206V207H165ZM194 206V207H193ZM236 206V207H235ZM28 207V208H27ZM52 207L53 206H51V209H52ZM81 207V209L83 210L84 208H82ZM97 207H99V205H97ZM155 207V206H154ZM155 207V208H156ZM175 207H176V209H175ZM203 207L206 209H204L203 210ZM209 207V208H208ZM230 207V208H229ZM245 207V208H244ZM259 207V208H258ZM1 208H3L4 209V206H2ZM7 208H9V210L11 211V209H10V207L9 206H6V210L4 209V210H2V211H0V214H2L1 212H3L4 214L3 215H5V213L6 212H9V210L7 209ZM45 208H44V211H46L45 210ZM72 208H74V207H72ZM213 208H216V210L214 209L213 210ZM235 208H237L238 210L236 211V209ZM31 209V208H30ZM48 209H50V207L48 208ZM51 209L50 210H47V212L48 211H51ZM58 209V208H57ZM86 209L85 210H83L82 211V213H84L85 211H86ZM99 209V208H98ZM131 209V208H130ZM130 209H129V211H130ZM162 209V210H161ZM171 209V210H170ZM183 209V210H182ZM209 209V210H208ZM221 209V210H220ZM233 209H235V210H233ZM165 210V211H164ZM173 210V211H172ZM185 210V211H184ZM210 210H213V211H210ZM250 210V211H249ZM6 211V212H5ZM29 211H32V209L31 210H28V215L30 214L29 213ZM35 211V210H34ZM43 211V212H44ZM135 212H133V210L131 211L133 214H129V217H130V215H132V217H134L135 216V214L136 213H139L138 211H136V210H134ZM178 211V212H177ZM192 211H193V213H192ZM215 211V212H214ZM242 211H244V212H241ZM165 212V213H164ZM184 212V213H183ZM214 212V213H213ZM246 212H245V214H246ZM251 212H254V213H251ZM263 212V211H262ZM12 213H14V212H10V214H12ZM54 213H55V218L53 217L54 216ZM52 212V214L50 215V214H48V216H49V218H51V220L53 219H55V221L57 220V222H55L54 221V225L56 224L57 225V227H58V225H61V224H58L59 223V221L60 222H62V220H61V218H59V219H57L58 218V213H57V215H56V212ZM60 213V212H59ZM141 213V212H140ZM138 214V215H141V214ZM169 215H168V214ZM174 213V214H173ZM196 213V214H195ZM201 213V214H200ZM211 213V214H210ZM239 213V214H238ZM9 213L7 214L6 213V215H8L9 217H10V219L13 217V215H16V214H12V215H10ZM63 214L64 213H60L59 214V216L60 217H63ZM85 214V213H84ZM166 214V215H165ZM194 216H193V215ZM46 214H43V216L42 215H40L39 217H44ZM170 215H172L171 217H170ZM190 215V216H189ZM214 215H216V216H214ZM247 215V214H246ZM247 215V216H248ZM2 215H0V242L2 241V244H3V247H2V244H0V264H3L4 262H6V264H9L8 263V261H6V260H10V259H8V257H7V255L6 254H8V255H10L11 253H12V255L10 256L12 259H14L15 257L17 258V259H21L22 260V258L24 259H35V257L33 258V257H31V256H29L28 257V255L27 254H25V252H27V246L26 245H35V246H37V243L38 242H35V241H39L40 243H41V241L40 240H35V239H33V240H35V241H31L32 239L31 238H38V236H35L34 237V235L36 234V233H39V232H37L36 231V229H34V227H33V230L34 231H36L35 232V234L30 238V239H28V241H27V239H25V234H27V235H29L28 234V232L26 233V231L25 230H27L26 228L28 227L27 225V227L25 226V222L23 223V221H21L22 220V218L19 220V221H16L15 219H14V221L12 220V224H10V225H12L11 227L15 230L14 232L16 233L17 231H18V236H14L15 235V233H13L12 231H13V229L9 226V228H11L10 229V235H6V234H8V233H6V232H4V230H2V229H5V225H6V223L8 224V223H10V221L8 222V220H9V217H8V220L6 219V216L4 217V216H2ZM12 216V217H11ZM17 216H18V214H17ZM16 216V217H17ZM48 216H45V218H47V220H48ZM64 216H65V214H64ZM72 216V215H71ZM70 216V218H72V220H73V223L72 224H74V220H75V222H76V218L75 217H71ZM144 216V215H143ZM143 216H141V217H143ZM167 216H168V218H167ZM201 216V217H200ZM203 216V217H202ZM211 218H210V217ZM214 216V219L212 218ZM218 216V219L217 220H219V221H217L215 218ZM226 217L225 218V220L224 219H220L219 217ZM231 216V217H230ZM20 216H18V218H19ZM24 217V216H23ZM27 217V216H26ZM33 217V216H32ZM34 217H35V215H34ZM33 217V218H34ZM39 217H38V219H39ZM42 217H41V220H42ZM66 217H67V219L69 220V216L68 215H66L65 216V219H66ZM136 217H137V214H136ZM139 217V216H138ZM146 216H144V218H145ZM151 217V218H150ZM174 217V218H173ZM197 217V218H196ZM209 217V218H208ZM245 217V216H244ZM18 218H17V220H18ZM25 218V217H24ZM33 218H32V221H33ZM45 218H43V219H45ZM131 218V217H130ZM129 218V219H130ZM135 218V217H134ZM133 218V219H134ZM165 218H167V219H165ZM66 219V220H67ZM132 218H131V221L133 220ZM138 219V218H137ZM140 220H138V222H137V220H136V218H135V223L137 224H139L140 225V223H141V221L143 220V221H145L143 218H139ZM142 219V220H141ZM150 219H152V220H150ZM169 219V220H168ZM171 219V220H170ZM181 219H183V220H181ZM227 219H229V220H227ZM233 219V220H232ZM235 219V220H234ZM6 220H7V222H6ZM27 220V219H26ZM25 220V221H26ZM35 220H37V217L34 219V222H35V224H32V225H36V221ZM40 220V222L42 223V221ZM50 219L48 220V221H50V222H52ZM163 220V221H162ZM224 220V224L226 225L225 226V230H223L224 232H223V234H222V230H218L217 228V226H219V224H221V223H223V222H221V221H223ZM227 220V221H226ZM231 220V221H230ZM134 221H132V222H130V223H132V225H133V223H134ZM151 221V223L152 222H154V223H156V221H157V223L156 224H158L159 223V225H154V223H153V225L150 223L149 225L147 224L148 222H150ZM239 221V220H238ZM6 222V223H5ZM15 222V223H14ZM38 223V225L40 224L39 223V221H37ZM44 222V221H43ZM46 222V221H45ZM44 222V223H45ZM67 222V221H66ZM65 222V223H66ZM171 222V223H170ZM206 222V223H205ZM214 222H216V224H213ZM220 222V223H219ZM229 222V223H228ZM2 223V224H1ZM3 223H5V224H3ZM26 223H27V221H26ZM46 223H48V222H46ZM45 223V224H46ZM63 223V222H62ZM143 223V222H142ZM141 223V224H142ZM218 223V224H217ZM236 223V224H235ZM45 224H44V227H45V229L47 230L48 229V224H51V223H48V224H46V226H45ZM137 224V225H138ZM224 224H223V226H224ZM231 224V225H230ZM38 225H36V226H38ZM41 225V224H40ZM51 225H53V224H51ZM130 225V224H129ZM143 225V224H142ZM170 225V226H169ZM174 225V226H173ZM182 225V226H181ZM203 225V226H202ZM228 225V226H227ZM234 225V226H233ZM7 226V225H6ZM24 226V227H23ZM42 226H43V223H42ZM165 226H166V228H165ZM179 226V227H178ZM232 226V227H231ZM23 227V228H22ZM47 227V228H46ZM49 227H51V226H49ZM53 227H55V226H53ZM201 227V228H200ZM204 227V228H203ZM216 227V228H215ZM61 229V231L63 232V229L65 230V231H67L66 230V228H63L62 227V225H61V227H60ZM173 228V229H172ZM180 228V229H179ZM219 228H220V226H219ZM238 228V229H237ZM8 228H6L5 229V231L7 230ZM16 229H18V230H16ZM20 229V230H19ZM51 229H52V227H51ZM183 229V230H182ZM227 229V230H226ZM233 229H234V231H235V233H234V231H233ZM237 229V230H236ZM9 230V229H8ZM12 230V231H11ZM23 230V231H22ZM32 230V228L30 229V231L31 232H34ZM46 230H44V231H46ZM49 230V229H48ZM47 230V231H48ZM202 230V231H201ZM207 230V231H206ZM239 230V231H238ZM27 231H29V230H27ZM29 231V233L31 234V232ZM43 231V230H42ZM60 231V232H61ZM70 231V230H69ZM72 231L73 230H71L70 232L72 233ZM158 231V232H157ZM172 233H171V232ZM227 231V232H226ZM236 231H237V233H236ZM4 232V233H3ZM25 233V234H23V233ZM50 232V231H49ZM200 232H202V233H200ZM204 232V233H203ZM220 232H221V234H220ZM231 232H233V234L231 233ZM240 232V233H239ZM6 233V234H5ZM14 235H13V234ZM20 233V234H19ZM43 233H45V232H43ZM47 233V232H46ZM67 233H69V232H67ZM67 233H65V234H67ZM159 234L158 235V237H156L155 235L156 234ZM179 233V234H178ZM64 233H63V236L65 235ZM73 234V233H72ZM214 234V235H213ZM216 234V235H215ZM232 234V235H231ZM235 234H240L239 235V238H238V242L236 243V242H233V240H234V238H237L236 237V235ZM13 235V236H12ZM26 235V236H27ZM37 235V234H36ZM167 235V236H166ZM212 235V236H211ZM222 235H224V236H227L228 235V237H229V239H226V240H224L225 238H227V237H224V236H222ZM75 236V239H73L72 237H74ZM74 236H71V237H69V241L70 242H75V240H77V241H79V239H78V237H77V235H74ZM155 236V237H154ZM159 236H161V237H159ZM170 236V237H169ZM215 236V237H214ZM220 236V237H219ZM222 236V237H221ZM232 236H234L233 238H232ZM10 237V238H9ZM41 237V236H40ZM138 237H140V235L138 236ZM143 237V238H142ZM176 237V238H175ZM208 237V238H207ZM233 239V240H231V238ZM20 238V239H19ZM27 238V237H26ZM29 238V237H28ZM36 238V239H37ZM42 238V237H41ZM63 238V237H62ZM142 239V240H141ZM176 239V240H175ZM205 239V240H204ZM221 239H223L222 241H221ZM19 240H21V241H23L24 240V242H22V243H18V241ZM175 240V241H174ZM204 240V241H203ZM220 240V241H219ZM231 242V243H229V241ZM21 241H19V242H21ZM26 241V242H25ZM76 241V242H77ZM135 241H137V240H135ZM145 241V242H144ZM150 241V240H149ZM228 241V242H227ZM244 241V240H243ZM11 242V243H10ZM34 242V243H33ZM153 242V243H152ZM189 242V243H188ZM228 243V245H227V243ZM27 243V244H26ZM135 243V242H134ZM148 243V242H147ZM146 243V244H147ZM220 243V244H219ZM224 243H226L225 244V247H224ZM235 243V244H234ZM240 243V244H239ZM18 244H20V245H23L24 247H25V249L22 247L21 249L23 250V252L22 253H20L19 251V249H18ZM215 244V245H214ZM237 244H239L240 246H239V248L237 247ZM10 245V246H9ZM148 245V244H147ZM146 245V246H147ZM220 245V246H219ZM226 245L228 246V247H226ZM235 245V246H234ZM41 246V247H40ZM39 247L37 246V248H38V251L39 252H43L44 250H46L45 252H47L48 251V247L46 248V249H43V247H42V245H40ZM44 246V245H43ZM130 246V247H131ZM233 246H234V248H233ZM13 247V248H12ZM129 247V248H130ZM130 248L129 249V251L131 252V251H133L134 252V249L133 248ZM165 247V248H164ZM237 249H236V248ZM45 248V247H44ZM76 248V247H75ZM154 248V249H153ZM167 248H168V251H167ZM232 248H233V250H232ZM19 251H18V250ZM132 249V250H131ZM145 249V248H144ZM144 249H142V250H144ZM149 249V248H148ZM241 251H240V250ZM5 250V251H4ZM153 250H155V251H153ZM174 250V251H173ZM210 250V251H209ZM220 250H221V252H220ZM18 251V252H17ZM136 251V252H137ZM149 251V250H148ZM212 251V252H211ZM227 251H228V249H227ZM237 251H239L241 254H239V252L237 253ZM263 251H264V249H263ZM167 252V253H166ZM212 253V254H213ZM224 253H225V251H224ZM228 253V252H227ZM1 254H2V256H1ZM240 256H239V255ZM137 255H139V256H141V257H139V258H141V259H137L138 258V256ZM3 256H5V257H3ZM134 256V257H133ZM207 256V257H206ZM221 256H218L220 259H222L221 258ZM9 257V258H10ZM167 257L169 258V260L167 259ZM212 257V256H211ZM210 257V258H211ZM15 258V259H16ZM163 258H165V261H164V259ZM224 258H225V256H224ZM264 258V257H263ZM5 259V261H3L2 263H1V260H4ZM137 259V260H136ZM176 259V260H175ZM136 260V261H135ZM139 260H141L140 262H138ZM168 262H167V261ZM172 260H173V262H172ZM182 260V261H181ZM208 260V261H207ZM262 260V259H261ZM260 260V261H261ZM264 260V259H263ZM263 260H262V262H260V264L261 263H263ZM164 261V262H163ZM170 261V262H169ZM215 261V260H214ZM214 261H212V262H214ZM167 262V263H166ZM177 262V263H176ZM211 263V262H210ZM5 264V263H4ZM11 264V263H10ZM214 264H216V263H214Z\"/></svg>",
	"mask_w": 264,
	"mask_h": 264
}]
</instances>
